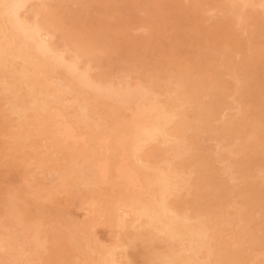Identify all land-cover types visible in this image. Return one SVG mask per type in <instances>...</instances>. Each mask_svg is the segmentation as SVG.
<instances>
[{
    "label": "rangeland",
    "instance_id": "rangeland-1",
    "mask_svg": "<svg viewBox=\"0 0 264 264\" xmlns=\"http://www.w3.org/2000/svg\"><path fill=\"white\" fill-rule=\"evenodd\" d=\"M30 1H32V0H30ZM30 1H28V4H26V9H24V10H22L20 13L22 14H20V19L23 21V20H25V18H27L25 21H23V22H25L26 24L28 23L29 25L31 24V25H36L37 24V26H38V29H39V27H40V29H39V31L41 30V31H43L44 30V32H40L41 33V39L43 40L44 38H46L47 37V35H48V42H50V40H51V42H50V45H49V43L47 42V39H46V41H45V39H44V41L49 45V46H51V44H52V46L50 47V49L55 53H57V54H60V53H62L63 52V55H64V57H65V61L67 62V61H70L71 60V58H75L76 60H77V58L78 57H83L84 59H86V60H84V61H82V57H81V60L78 58V63L81 65H79V67H81V68H79V69H81V71L82 72H84L85 73V75L88 73L89 75H86L85 77L88 79H90L91 80V82L89 81V80H87L88 81V85H83V84H80L79 82H77V80H75V79H73V78H71L70 76H68V75H66V73L65 72H63V70L61 69V68H59V67H57V66H55V68H54V65L52 66V68H54V69H49L50 67H51V65H49L50 67H48V65H46L45 66V71H46V76L48 75V77H49V79H52V80H57V81H59V80H61L60 82H63V83H65V85H67V84H69V80H70V84H69V86L67 85L66 87H69V94H68V100H67V104H66V106H70V107H72L71 109L69 108V107H67V109H63L62 107H60L59 109L61 110V112H62V114L64 115V117H65V119L67 120V121H69V123H70V125L72 126V129L74 130V132H76L77 133V135H78V132H79V129H78V127H77V122H76V117L78 116V109L77 108H79V107H81V105H78V104H82V102H83V104H82V107L81 108H83L84 107V105H85V107L83 108V110L86 108V110H84V112L85 113H87V114H85L87 117H88V119H90L91 121H93L95 124H97L98 125V127H99V129H100V132H102V133H104L105 131V133L104 134H106V137H108V141H109V144H110V146L112 145L113 147H115L114 146V143H113V138L112 137H114V131L113 132H110V131H112L111 130V126H110V121H111V125H113L116 121H118V120H120V126L122 127V129H123V131L124 132H126L127 131V129H128V124H129V120H130V117H131V114H132V111H131V109L130 108H132V107H134L135 105H140V102L142 103V101H143V103H147L146 101H148L149 99L151 100V102H154L155 103V101H156V103H155V105L159 108V109H161V110H164L163 112H162V114H164V115H162V117L159 119V121H158V125L160 126L161 124V126H160V128L162 129V131H164V133H165V135H166V137L168 136V134H169V136L167 137V139H161V136H160V139H159V136H157V135H155L154 136V138L152 139L154 142H152V141H149L146 145H147V147H146V145H144L143 147H141V149L144 151V153H145V155H143L142 154V152H141V154H140V151H142L140 148L137 150V154H138V156H140V158H141V156L143 157V158H141L142 160L141 161H143L144 160V158H145V163H146V160H147V163L145 164L144 162H141V164H143L144 163V165H142L143 167H145L146 168V170H147V173H150V174H152V170H155L156 172H159V171H161V173H163V172H167V171H169L170 172V174H172V175H170L169 174V172H165L168 176L170 175L171 176V179H172V177H174L172 180L171 179H168L169 181L171 180V181H175V182H177L178 180H180L179 178H181V180L183 181V182H181V180L180 181H178L180 184H177L178 186H179V188L177 189L178 191H176L175 193L180 197H178L177 195H175V194H173V198H174V196L175 197H178L177 198V200L174 198H172L171 197V199H170V196L169 197H167V199L169 198L171 201H168L167 199V202H169L168 204H170L171 205V203H172V208H175V207H177V209L174 211V209H171V207H169L170 205H167L169 208H170V210L172 211V213L175 215V216H177V217H179V218H181V216L183 215V212L185 211V215L186 214H191L192 212V215H183L184 217H182L183 219H185V223L188 225V224H190V225H192V224H195L196 226H199L200 224L202 225V226H204V225H206L207 227H208V229L211 231V229L210 228H215V229H217V230H213L212 229V232L211 233H209L208 232V230L206 229L207 227L205 226V227H203V232L206 230V235L204 236L203 234H202V236H204V237H208L209 235H207V234H211V237L210 238H207L206 240H207V243H206V240H201V241H204L207 245H202V243H204V242H202L201 243V245L203 246V248H202V246H199L200 244V241L197 239V238H195L194 240H192V243H193V241H194V243H193V245L194 244H196V245H194V246H197V249H200V248H198V246L199 247H201L202 249H200L199 251H197V252H199V254L197 253V255H198V261L200 262L201 260V263L204 261V263H202V264H247V262H248V264H250V255L248 254V252L246 251V250H256L255 249V247L257 248V247H259L258 249H261V248H263L264 249V166L262 165V164H264V129H262V128H264V105H263V101H264V69H263V67H264V56H262V55H264V14H262V13H264V10H261V8L260 7H262L261 5L264 3V0H260V2H259V0H218V1H216V0H211V2L209 1V0H195L196 1V3L198 2V5H197V7L199 8H195L194 9V4H195V7H196V3L195 2H192L191 0H190V2H189V0H160V1H158V0H90L89 2H91V3H93L94 5H95V3L94 2H96V4H97V7H99V8H97L96 6H91L92 4L90 3L89 4V2H85V0H76V5H75V3H74V5H72L73 3V1L75 2V0H70V1H68L69 2V10L70 11H68V7H67V5H65L66 3L64 2V5H63V1L62 0H57L58 2H56V0H33L32 2L34 3H32V2H30ZM44 1V2H43ZM48 1V2H47ZM51 1H52V5H51ZM53 1H54V4H53ZM62 2V4H60L61 2ZM65 1V0H64ZM66 1V2H67ZM88 1V0H87ZM105 1V2H104ZM135 3H134V2ZM137 1V2H136ZM141 1V2H140ZM170 1V2H169ZM187 1V3H185ZM194 1V0H193ZM202 1V3H200V2ZM208 1V2H207ZM226 1V2H225ZM235 3H234V2ZM248 1V2H247ZM39 2V3H38ZM42 2V3H41ZM46 2V3H45ZM50 2V3H49ZM100 2V3H99ZM115 2V3H114ZM168 3V4H170L171 5V8L169 7L170 5H168V4H164V3ZM228 2H231V4L230 3H228ZM239 4H238V3ZM249 2H251V4H249ZM259 2V3H258ZM261 2H263V3H261ZM45 3V5L44 6H41L42 4H44ZM56 3L57 4H59L60 5V7H59V5L57 6L56 5ZM70 3H72V4H70ZM78 3L80 4V5H78ZM102 3V4H101ZM109 3V4H108ZM126 3H128V4H126ZM152 3H153V7H151L152 6ZM178 3V4H177ZM180 3V4H179ZM194 3V4H193ZM216 3H217V5H216ZM221 3V4H220ZM252 3H254V4H252ZM257 3V4H256ZM68 4V3H67ZM85 4H87V10L89 11V13H86V9H83V7H86V6H84ZM98 4H99V6H98ZM113 5V6H115V7H113V6H111V5ZM148 4H150V7H149V5ZM164 4V5H163ZM188 4V5H187ZM189 4H191V5H189ZM193 4V5H192ZM203 4V5H202ZM228 4V5H227ZM235 4V5H234ZM31 5L33 6V5H35L36 6V8L33 6V7H31ZM50 5V6H49ZM55 5V6H54ZM110 5V6H109ZM136 5V6H135ZM146 5V6H145ZM159 6V8L157 7V6ZM161 5H163V6H165V8L163 7V6H161ZM221 5V6H220ZM230 5H231V7H230ZM233 5V6H232ZM238 5H240V6H238ZM252 5H253V9H252ZM259 5H260V7H259ZM38 6H40V7H38ZM52 6V7H51ZM74 6V7H73ZM91 6V7H90ZM101 6H103V8H105V6H109L108 8L106 7L105 9H103ZM123 6V7H122ZM144 6V7H143ZM155 6H156V8H155ZM160 6H161V8H160ZM192 6H193V9H190V8H192ZM204 6V7H203ZM210 6H211V8H210ZM228 6V7H227ZM235 6H237L238 8H236ZM249 6V7H248ZM254 6H258V8L256 9ZM264 6V5H263ZM45 7H47V9H45ZM56 7V8H55ZM66 7V8H65ZM71 7V8H70ZM102 9H101V8ZM179 7H180V9H179ZM183 7V8H182ZM235 7V8H234ZM244 7H246V8H244ZM250 8L249 9V11L250 12H248L247 10H248V8ZM36 9L37 11H35V10H33V9ZM37 8H39L40 10H42L43 12H45V13H43L42 11H40L39 9H37ZM50 8V9H49ZM65 8V9H64ZM73 8V9H72ZM78 9V10H81V11H78V10H75V9ZM79 8H81V9H79ZM89 8V9H88ZM96 10H98V11H96L95 12V9ZM109 8H111V10H112V12L114 13V14H110V13H112V12H110L111 10H109ZM113 8V9H112ZM118 8V9H117ZM127 10V11H130V14L128 13H126V11L124 10ZM135 8V9H134ZM152 8V9H151ZM163 8V9H162ZM212 8H214V9H212ZM223 8V9H222ZM242 8V9H241ZM27 9H31V10H33V11H31L30 10V12H29V14L30 15H28L27 13V17L25 16V11H27ZM43 9H45V11L43 10ZM53 9H54V13L52 12L53 11ZM57 9H58V12H57ZM61 9V11H59ZM62 9H64L63 10V12H62ZM67 9V10H66ZM94 9V10H93ZM108 9V10H107ZM114 9H116L115 11H114ZM149 9H151V10H149ZM158 9L160 10V11H158ZM161 9H162V11H161ZM168 9L170 10V11H168ZM184 9V10H183ZM190 9V10H189ZM205 9V11H203ZM210 9V10H209ZM212 9V10H211ZM216 9V10H215ZM222 9V10H221ZM245 9V10H244ZM247 9V10H246ZM254 9H256V10H259V11H257V12H260V13H257L256 12V10L254 11ZM262 9H264L263 7H262ZM38 10H39V12H40V14H39V12H38ZM84 10V11H83ZM92 10V11H91ZM102 10H104V13H103V11ZM156 10V11H155ZM175 10V11H174ZM178 10V11H177ZM182 10H183V13H182ZM198 10V11H197ZM208 10V11H207ZM220 10V11H219ZM235 10V11H234ZM242 10H244V11H242ZM253 10V11H252ZM47 11H48V14H47ZM76 12L75 13V15H74V17L72 16V14L74 13V12ZM81 12V13H78V12ZM94 11V12H93ZM105 11H107V13L105 12ZM117 11H119V12H117ZM121 11V12H120ZM125 11V12H124ZM165 11H167L168 12V14H166L167 12H165ZM190 11H192L191 13H190ZM194 11V12H193ZM201 11H202V14H201ZM215 11V12H214ZM226 11V12H225ZM239 11V12H238ZM35 12H37V13H35ZM49 12H51V14H53V15H55V16H53V15H51ZM71 12H73V13H71ZM82 12H84V13H82ZM101 12V13H100ZM123 12V13H122ZM140 12V13H139ZM198 12V13H197ZM204 12V13H203ZM224 12V13H223ZM230 14H229V13ZM231 12H235V14H233V13H231ZM242 12V13H241ZM243 12H246V13H243ZM252 12V13H251ZM253 12H255V13H253ZM35 13V14H34ZM42 13V14H41ZM69 13V14H68ZM90 13H92L91 15H90ZM103 13V14H102ZM125 13V14H124ZM133 13V14H132ZM137 13H138V15H137ZM161 14L160 16H159V18H157L158 16V14ZM169 13H170V16H172L171 18H169ZM184 14V15H182V14ZM189 13H190V15H189ZM192 13H194L195 15H197L198 17L196 18L195 17V15L194 14H192ZM247 13H249L250 15L252 14L253 15V17L252 18H250L249 19V17H251L250 15H248ZM37 14V15H36ZM43 14H45V15H43ZM50 14V15H49ZM65 14L67 15V17H65ZM71 14V15H70ZM81 14H83L84 16L82 17V15ZM100 14H101V16H100ZM109 14L111 15V16H109ZM120 14H122V15H119ZM157 14V15H156ZM172 14V15H171ZM187 14H188V16H187ZM191 14L193 15L192 17H191ZM222 14V15H221ZM226 14V15H225ZM237 14V15H236ZM243 16H242V15ZM246 14V15H245ZM260 14H262V15H260ZM32 15V16H31ZM35 15V16H34ZM40 15V16H39ZM60 17H59V16ZM64 15V16H63ZM69 15H70V17H69ZM80 15V16H79ZM102 15H104V18L106 19V20H104L103 21V17H102ZM112 15H113V17H112ZM115 15V16H114ZM130 15V16H129ZM231 15V16H230ZM233 15H235L236 17H234ZM246 17H245V16ZM247 15H248V17H247ZM255 15V16H254ZM38 16H39V18H38ZM58 16V17H57ZM118 16V17H117ZM124 16H126V17H123ZM129 16V17H128ZM132 16V17H131ZM152 16V17H151ZM155 16V17H154ZM186 16V17H185ZM201 18H200V17ZM210 16V17H209ZM262 16H263V18H262ZM29 17V18H28ZM33 17H37V18H33ZM54 17V19H55V21H54V19H53V21H52V18ZM73 17V18H72ZM95 17H97V18H95ZM99 17H100V19H101V17H102V19L100 20L99 19ZM109 17H110V20H112V21H110L109 20ZM116 17V18H115ZM131 17V18H130ZM149 17V18H148ZM151 17V18H150ZM184 17H185V20H184ZM217 17V18H216ZM219 17H221V18H219ZM226 17V18H225ZM234 17V18H233ZM70 18H72V19H70ZM81 18V19H80ZM95 18V19H94ZM108 18V19H107ZM123 19V21H122V19ZM128 18V19H127ZM130 18V19H129ZM138 18H140L139 20H138ZM166 18V19H165ZM168 18V19H167ZM178 18V19H177ZM233 18V19H232ZM243 18H247V19H249V21H247V20H245V19H243ZM38 19V20H37ZM59 19V20H58ZM60 19H61V21H60ZM64 19V20H63ZM73 19H74V21H77V22H74L73 21ZM92 19H94V20H92ZM118 19H120V20H118ZM145 19V20H144ZM148 19H150L149 21H147ZM173 19H175V21L173 20ZM177 19V20H176ZM187 19V20H186ZM195 19V20H194ZM197 19H199V20H197ZM207 19V22L205 21ZM209 19V20H208ZM211 19V20H210ZM213 19V20H212ZM221 19V20H220ZM258 19H261L260 21L258 20ZM34 20V21H33ZM63 20V21H62ZM96 20V21H95ZM97 20H99V23H98V21ZM109 20V21H108ZM113 20L115 21V20H117V21H115V22H117V24L115 23V22H113ZM139 22H138V21ZM219 20V21H218ZM241 20H243V21H241ZM253 20V21H252ZM31 22V23H29V22ZM37 21V22H36ZM42 21V22H41ZM66 21V22H65ZM82 21V22H81ZM92 21H93V23H95V25H93V23H92ZM177 21V22H176ZM191 21V22H190ZM193 21V22H192ZM196 21V22H195ZM209 21V22H208ZM222 21H226V22H223L222 23ZM240 21V22H239ZM245 21V22H244ZM255 21V22H254ZM41 22V23H40ZM52 22L54 23V24H52ZM56 22V23H55ZM64 23V26H63V23ZM69 22V23H68ZM72 22H74L75 24H76V27H77V25H78V27L77 28H81L80 30L78 29V31L79 32H81V33H79V32H77V28L72 24ZM91 22V23H90ZM102 22V23H101ZM130 22V23H129ZM133 22V23H132ZM148 22V23H147ZM168 22H171V24L169 23V24H167ZM178 22H180V23H182L181 24V27H180V24L178 23ZM187 22H189V23H187ZM201 22V23H200ZM229 22V23H228ZM234 22H235V24H236V26H237V28H236V26H235V24H234ZM246 22H248V24L246 23ZM35 23V24H34ZM58 23H60V24H58ZM78 23H82V24H78ZM84 23V24H83ZM86 23V24H85ZM87 23H89V25H87ZM106 23V24H105ZM140 23H142V26H141V28L139 27L140 26ZM174 23V24H173ZM190 23H192V24H190ZM198 25H197V24ZM205 23V24H204ZM225 23V24H224ZM227 23V24H226ZM243 23V24H242ZM245 23V24H244ZM255 23V24H254ZM27 24V25H28ZM57 26H56V25ZM69 24V25H68ZM70 24L72 25V26H70ZM103 24V25H102ZM111 24V25H110ZM147 24V25H146ZM149 24V25H148ZM179 24V25H178ZM203 24V25H202ZM224 24V25H223ZM234 24V25H233ZM243 26H242V25ZM249 24H252V25H249ZM53 25V26H52ZM54 25L57 27H54ZM66 25H68V26H70V27H67ZM83 25V26H82ZM85 25H87V27H90L89 29L85 26ZM109 25H110V27H109ZM117 26V28H116V26ZM134 25V26H133ZM174 25H176V26H174ZM197 25V26H196ZM225 25H227V27L225 26ZM233 25V26H232ZM246 27H245V26ZM249 25V26H248ZM41 26H43V27H41ZM52 26V27H51ZM80 26V27H79ZM85 26V27H84ZM100 26V27H99ZM124 26V27H123ZM216 26V27H215ZM230 26V27H229ZM240 26H241V28H240ZM48 27V28H47ZM62 27V28H61ZM63 27H64V29H63ZM71 27H73V28H71ZM82 27L84 28V29H82ZM94 27V28H93ZM109 28L108 30H110V31H108V30H106V28ZM114 27V28H113ZM131 27V28H130ZM135 27H136V29H135ZM137 27L139 28V29H137ZM168 27H170V28H168ZM172 27V28H171ZM208 27V29H204V28H207ZM245 27V28H244ZM250 27H251V30H250ZM257 27V28H256ZM56 28V29H55ZM61 28V29H60ZM69 28L70 29V31H69V29L67 30V29ZM100 28H102V30H100ZM112 28L113 29H115L116 28V30H112ZM124 28V29H123ZM156 28V29H155ZM164 28V29H163ZM177 28V29H176ZM216 28V29H215ZM230 28V29H229ZM247 28V29H246ZM248 28H249V30H250V32L252 31V35L249 33V30H248ZM253 28V29H252ZM57 29H58V31L60 32H58L57 31ZM64 30V32H65V34H66V37H64V38H62L63 36H65V34L63 33V30ZM71 29H72V33H71ZM93 29V30H92ZM119 29H121V30H119ZM143 29H145V30H143ZM167 29V30H166ZM176 29V30H175ZM183 29V30H182ZM212 29V30H211ZM215 29V30H214ZM219 29H221V30H219ZM62 30V31H61ZM75 30V31H74ZM81 30H83V32L81 31ZM96 30H97V32H96ZM100 30V31H99ZM127 30V31H126ZM136 30V31H135ZM168 30H170V31H172L173 30V32H169ZM179 30H180V32H179ZM211 30V31H210ZM228 30V31H227ZM236 30V31H235ZM242 30V31H241ZM246 32H245V31ZM55 31L57 32V33H55ZM69 31V32H68ZM87 31V32H86ZM89 31V32H88ZM92 31V32H91ZM114 33H113V32ZM119 31V32H118ZM130 31V32H129ZM133 31V32H132ZM187 31L189 32V33H187ZM206 31V32H205ZM211 33H213L212 35L210 34V32ZM232 31H234L235 32V34H234V32H232ZM258 31V32H257ZM46 32V33H45ZM53 32V33H52ZM107 34H105V33ZM108 32H110V34L112 35V36H114L113 38L110 36V34H108ZM118 32V33H117ZM126 32V33H125ZM132 32V33H131ZM138 32V33H137ZM175 32H176V34H175ZM221 32V33H220ZM231 32V33H230ZM236 32H237V35H236ZM245 32V33H244ZM51 33H52V35H51ZM58 33H59V36H60V38H58L57 40H60V41H57L56 42V39H55V41L53 40L54 39V37L55 38H57V35H58ZM67 33H71L70 34V36L71 35H73V37L71 36V38L69 37V35L67 34ZM75 33V34H74ZM85 34V35H83V34ZM146 33H148V34H146ZM167 33V34H166ZM169 33V34H168ZM172 33V34H171ZM214 33L216 34L215 36H216V38H215V36H214ZM222 33H224V34H222ZM232 33H233V36H232ZM240 35H239V34ZM57 34V35H56ZM63 34V35H62ZM81 34V35H80ZM95 35V36H93V35ZM114 34V35H113ZM136 34V35H135ZM142 34V35H141ZM225 34H227V36L225 35ZM243 34H246V35H248L249 36V38H248V36H246V35H244L245 37H241ZM75 35H76V37H75ZM82 35H83V37H82ZM134 35V36H133ZM154 35V36H153ZM164 35V37H162ZM165 35H167V38H166V36ZM169 35V36H168ZM174 35V36H173ZM179 35V36H178ZM208 36V37H205V36ZM210 35V36H209ZM238 35L240 36L239 38H240V40H245L246 41V39L248 40L247 42H245V41H239V38H238ZM46 36V37H45ZM49 36H50V38H49ZM52 36H54L53 37V39H51L52 38ZM58 36V37H59ZM70 38V39H68V37ZM79 36H81L80 38H78ZM84 36H85V39L88 41H82V39H84ZM145 36V37H144ZM151 38H150V37ZM160 36L163 38V39H159L160 38ZM170 36H172V37H170ZM188 36V37H187ZM190 36V37H189ZM218 36V37H217ZM149 37V38H148ZM155 37V38H154ZM66 38H67V40L68 41H66ZM75 38H78V39H76L77 41H79L80 40V42H79V44H77L78 42L77 41H75ZM93 38V39H92ZM96 40H98V41H96ZM112 38V39H111ZM119 40H118V39ZM154 38V39H153ZM164 38H166V40H167V44H166V40L164 39ZM170 38L172 39V40H170ZM208 38V39H207ZM236 38V39H235ZM242 38V39H241ZM243 38H246V39H243ZM50 39V40H49ZM74 39V40H73ZM89 39V40H88ZM145 39V40H144ZM262 39V40H261ZM53 40V41H52ZM65 40V41H64ZM95 40V41H94ZM112 40V41H111ZM150 40H152V44H151V41ZM163 40H165V41H163ZM169 40V41H168ZM234 40H236L235 42H234ZM261 40V41H260ZM72 41V42H71ZM75 41V42H74ZM90 41H92V42H90ZM94 41V42H93ZM105 41H106V43H105ZM110 41V42H109ZM158 41V42H157ZM59 42V43H58ZM61 42V43H60ZM69 42H71V44L69 43ZM82 42H84V43H93V44H90L89 46H87V45H85L84 43V46H85V48H83V45H80ZM98 42H100V43H98ZM156 42V43H155ZM160 42H161V44H160ZM169 42H171V43H169ZM174 42V43H173ZM201 42V43H200ZM236 42H238V43H236ZM250 44H252V45H250ZM98 43V44H97ZM114 43V44H113ZM169 43V44H168ZM243 43V44H242ZM248 45H247V44ZM257 43V45H255ZM57 44H59V46H61L60 48H58V50H57V48H55V47H59ZM61 44V45H60ZM68 44H70V45H73V47L72 46H69L68 47ZM94 44H96V45H94ZM100 44V45H99ZM158 44V45H157ZM175 44H177L176 46H175ZM181 44H183V47H182V45ZM204 44V45H203ZM212 44H213V46H212ZM239 44V45H238ZM55 45H57V46H55ZM62 45H63V47H62ZM75 45H77V46H75ZM79 45H80V47H79ZM103 45V46H102ZM109 45V46H108ZM172 48H170L169 49V46ZM232 45H234L235 47H233ZM246 45H247V47L251 50V51H249V49L247 48L246 49ZM253 45H254V47H253ZM81 46H82V48H81ZM99 46V47H98ZM106 46H108V47H106ZM147 46V47H146ZM158 46V47H157ZM166 46V47H165ZM185 46H186V48H185ZM199 46V47H198ZM231 46V47H230ZM65 47H68L70 50H71V47H72V50H73V54H72V52H70V50L68 49V48H66L65 49ZM79 47V48H78ZM88 47H89V49H88ZM91 47H94V48H97L96 50L94 49V48H91ZM105 49H104V48ZM161 47H163V48H161ZM197 49H196V48ZM205 47V49L203 50V48ZM218 47V48H217ZM234 49H233V48ZM242 47L244 48V50L242 49ZM63 48V49H62ZM93 50H95L94 52L95 53H93V51L91 50V49ZM148 48H150L149 50H148ZM174 48V49H173ZM198 48H200V49H198ZM217 48V49H216ZM224 48V49H223ZM67 49H68V53H67ZM77 50L78 52H76L75 50ZM88 49V50H87ZM102 49H104V50H102ZM107 49H108V51H107ZM185 49V50H184ZM187 49V50H186ZM239 49V50H238ZM60 50V51H59ZM61 50H63V51H61ZM65 50V51H64ZM101 50H102V53H101ZM153 50H155V51H157V52H155V51H153ZM172 50V51H171ZM200 50H202V51H199ZM206 50V51H205ZM224 50V51H223ZM226 50V51H225ZM235 50V51H234ZM238 52H237V51ZM245 50H246V53H245ZM252 50H253V52H252ZM256 50H258V52L256 51ZM84 51V52H83ZM103 51L105 52V53H103ZM107 51V52H106ZM162 51V52H161ZM193 51V52H192ZM199 53H201V54H199ZM207 51H209V53L207 52ZM230 51V53H228ZM249 51V52H248ZM256 51V52H255ZM60 52V53H59ZM74 52L75 53H79L78 55H76V54H74ZM86 52V54H83V53H85ZM172 52H173V54H172ZM177 52V53H176ZM188 52V53H187ZM227 52V53H226ZM235 52V53H234ZM248 52V53H247ZM55 53V54H56ZM64 53H66V54H64ZM70 53V54H69ZM81 53V54H80ZM90 54V57H89V54ZM102 55V54H104V55H102V56H100V54ZM115 53H117V54H115ZM160 53H162V54H160ZM182 53V54H181ZM202 53H207L206 55L205 54H203V56H204V58H201L200 57V59H199V56H202ZM218 53V54H217ZM221 53L222 54H224V53H226L225 55H223V56H220L221 55ZM241 55H240V54ZM244 53L246 54V55H244ZM250 53V54H249ZM255 53V54H254ZM257 53V54H256ZM263 53V54H262ZM71 54H72V57H71ZM105 54H107L106 55V58L104 57L105 56ZM180 54V55H179ZM199 54V55H198ZM262 54V55H261ZM65 55H67V56H65ZM84 55H85V57H84ZM87 55V56H86ZM95 55V56H94ZM97 55V56H96ZM160 55H161V57H162V60H161V57H160ZM179 55V56H178ZM185 55H186V57H185ZM196 55V56H195ZM231 55V56H230ZM234 55V56H233ZM237 55H239V56H237ZM254 55V56H253ZM75 56V57H74ZM78 56V57H77ZM138 56V57H137ZM146 56V57H145ZM192 56H194L193 58H191ZM212 56V57H211ZM217 56V57H216ZM227 56H229V57H227ZM233 56V57H232ZM241 56H242V58H241ZM71 57V58H70ZM77 57V58H76ZM97 58L96 60H95V58ZM110 57V58H109ZM129 57V58H128ZM188 57V58H187ZM196 57H198V58H196ZM205 57H206V62H205ZM210 59H212V58H214L215 59V57H216V59H217V61H221L220 63L219 62H217L216 61V59H215V61H214V59H212V62L211 63H213V64H211L210 63V61L211 60H208L209 58ZM231 57V58H230ZM243 59V57H244V59H243V61L240 59ZM248 58V59H246V58ZM261 57H262V60H261ZM90 58H92V61H93V58H94V62H92V63H90L89 64V62L91 61V59ZM101 58V59H100ZM192 60H191V59ZM220 58V59H219ZM221 58H224V59H222L221 60ZM234 58V59H233ZM87 59H89V60H87ZM99 59V60H98ZM102 59H104L105 60V63H103V64H105V65H103L102 64V62H104V60H102ZM149 59H151V60H149ZM197 59H199V60H197ZM203 61H202V60ZM238 59L240 60L239 62H238ZM246 59V60H245ZM107 60H111V61H108V63L106 62ZM153 60H154V62H153ZM190 60V61H189ZM197 60V61H196ZM233 60V61H232ZM244 60L247 62V64L245 63H242V62H244ZM248 60V61H247ZM258 60H260V61H258ZM80 61H81V63H80ZM88 61V62H87ZM100 61V62H99ZM102 61V62H101ZM122 61H123V63H122ZM162 61V62H161ZM182 61H183V63H182ZM191 61H192V64H191ZM196 63H195V62ZM204 62V63H202V62ZM214 61V62H213ZM228 63H227V62ZM230 61H231V63H230ZM242 61V62H241ZM97 62L98 63H100V65L98 66L97 65ZM152 62V63H151ZM197 62H198V64H197ZM251 62V63H250ZM263 62V63H262ZM118 63H119V65H118ZM154 63L156 64L155 65V67H154ZM159 63L161 64V65H159ZM201 63H202V65H201ZM206 63H208L209 64V66H208V64H206ZM216 63V64H215ZM218 63H219V65H218ZM263 64V65H261V64ZM85 64H86V66H85ZM102 64V65H101ZM108 64V65H107ZM131 64H133V65H131ZM183 64V65H182ZM204 64V65H203ZM234 64V65H233ZM239 64V65H238ZM259 65V66H257V65ZM110 65V66H109ZM118 66V67H116V66ZM188 65H191V67H189ZM206 65H207V67H206ZM224 67H223V66ZM237 65H238V67H237ZM254 65H255V67H254ZM84 66V67H83ZM96 66H97V68H96ZM101 66V67H100ZM104 66H106L108 69H109V71L110 72H108V71H106L105 70V68L106 67H104ZM112 66V67H111ZM158 66H162L163 68H160V67H158ZM164 66H165V68H164ZM193 66V67H192ZM213 66V67H212ZM214 66H216V67H214ZM221 66V67H220ZM241 66V67H240ZM246 66V67H245ZM252 66V67H251ZM90 69H89V68ZM151 67L153 68L152 70H151ZM197 67V68H196ZM206 67V68H205ZM212 67V68H211ZM226 67V68H225ZM232 67H233V71L235 72V74H234V72L233 73H231L232 72ZM243 67H245L244 69H243ZM258 67V69H256ZM260 67V68H259ZM96 69V70H94V69ZM115 68H117V71L115 72V70L114 69ZM118 68H119V70H118ZM132 68V69H131ZM150 68V69H149ZM154 68H156V69H154ZM195 68V69H194ZM203 68V69H202ZM207 68H208V70L210 71H208L207 70ZM211 68V69H210ZM214 68H215V70H214ZM221 68V69H220ZM225 68V70H223ZM234 68H237V69H234ZM242 68V69H241ZM46 69H48V71L46 70ZM85 69V70H84ZM88 69V70H87ZM102 69H104L103 70V72H105L104 73V76H102L103 75V73L101 74L100 72H101V70ZM148 69V70H147ZM162 69V70H161ZM194 69V70H193ZM260 69L261 70H263V71H260ZM52 70L54 71V73L52 74ZM90 70V71H89ZM92 70V71H91ZM95 72H94V71ZM100 70V71H99ZM111 70H113V71H111ZM158 70H161V71H158ZM193 70V71H192ZM211 70H214L213 71V73L211 72ZM216 70H218L217 72H216ZM236 70V71H235ZM256 71V73L254 74V72ZM88 71V72H87ZM96 71H98V72H96ZM119 71V72H118ZM122 73H124V74H122ZM207 71H208V73H207ZM224 71H226V75H225V73H224ZM231 71V72H230ZM57 72V73H56ZM61 72H63V73H61ZM90 72V73H89ZM159 72V73H158ZM191 72V73H190ZM202 72H205V73H202ZM219 72H221L222 73V77L220 76L221 75V73H219ZM229 72L231 73V74H233V75H231V74H229ZM64 73H65V75H64ZM107 73H111L110 75H108L109 77L107 78ZM112 73H116V74H113L112 75ZM127 75H126V74ZM199 73V74H198ZM219 73V74H218ZM258 73V74H257ZM93 76H92V75ZM120 74V75H119ZM123 75V77H122V75ZM132 76V77H134V75H135V78H136V80H135V78H133V80L134 81H132V77L130 78V75ZM133 74V75H132ZM148 74V75H147ZM195 74V75H194ZM201 74H203V76L201 75ZM206 74V75H205ZM211 74V75H210ZM218 74V75H217ZM254 74V75H253ZM257 74V75H256ZM261 74V75H260ZM60 75H62V77H60ZM112 75V76H111ZM124 75H126L125 76V78L126 79H124ZM141 75V76H140ZM145 75V76H144ZM156 75V76H155ZM193 75V76H192ZM201 75V76H200ZM209 75V76H208ZM65 77V79H68V81H66L65 79H64V77ZM102 76V77H101ZM114 76V77H113ZM115 76H118V78L116 77L115 78ZM161 76V77H160ZM190 76H191V78H190ZM207 76V77H206ZM232 76V77H231ZM252 76H254V77H252ZM57 77V78H56ZM59 77V78H58ZM71 78V79H69V78ZM97 77V78H96ZM115 78V79H113V78ZM208 77H210L212 80H210V78H208ZM221 78V79H218L217 81H216V79L217 78ZM234 77L236 78V77H238V78H236V81L238 82V84H236L235 82H234ZM262 77H263V79H262ZM56 78V79H55ZM94 78V79H93ZM109 78L111 79L112 78V81H110L109 80ZM123 78V79H122ZM145 78V79H144ZM192 78H193V80H192ZM59 79V80H58ZM95 79H98L100 82H98L97 80H95ZM108 79V80H107ZM117 79H118V81H117ZM120 79H122V80H120ZM128 79V80H127ZM176 79V80H175ZM178 79H180V80H178ZM191 79V80H190ZM201 79V80H200ZM256 79V80H255ZM94 80V81H93ZM125 80H127V81H125ZM130 80V81H129ZM151 80V81H150ZM167 80H170V82H168ZM177 80H178V82H177ZM200 80V81H199ZM203 80V81H202ZM220 80H221V84H220ZM222 80H224V81H222ZM254 80V81H253ZM66 81V82H65ZM73 81V82H72ZM108 81L109 82H112V83H108ZM115 81H117V83L115 82ZM154 81V82H153ZM162 81V83H160ZM167 81V83H166V86H165V82ZM177 83H176V82ZM193 81V82H192ZM198 81V82H197ZM215 81V82H214ZM227 81V82H226ZM240 81V82H239ZM258 83H257V82ZM90 82V83H89ZM95 82V83H94ZM97 82H98V84H97ZM102 82H104V83H106L104 86H102L104 83H102ZM114 82H115V86L113 87V86H111V84H114ZM121 82V85L119 84L118 85V83H120ZM128 84H127V83ZM131 82V83H130ZM132 82H134V83H132ZM163 82H164V84H163ZM213 82V83H212ZM222 82H223V84H222ZM227 84H226V83ZM62 83V84H63ZM67 83V84H66ZM126 83V84H125ZM141 83H142V86H141ZM193 83V84H192ZM194 83L196 84L195 86H193L194 85ZM216 83V84H215ZM231 85V87H232V90H231V87H229L230 85ZM261 83V84H260ZM76 84V85H75ZM89 84H91V85H89ZM92 84H95V85H97V87L95 88V86L93 87L92 86ZM110 84V85H109ZM131 86H130V85ZM136 86H135V85ZM148 84V85H147ZM154 84V85H153ZM160 84V85H159ZM179 84V85H178ZM200 84H201V86H200ZM202 84H203V87H202ZM215 84V85H214ZM261 85L260 87H261V89H260V87H258L259 85ZM263 84V85H262ZM64 85V84H63ZM64 85V86H65ZM73 85V86H72ZM82 85V86H81ZM109 85V87H106V86H108ZM120 87V86H122V85H126L125 87L126 88H128L129 90L128 91H130L132 94L134 93L135 94V92H139V90H140V92L139 93H141V94H137L138 95V98L139 97H141L140 99H139V101L137 100L138 98L136 97V95L135 96H133L132 97V99L133 98H136V100L135 99H133L132 101L130 100V102L128 103H119L118 104V102H113V101H111L110 99H109V97L107 98V96H106V94H103V98H102V95H97V94H95V92H96V90H98L99 88H100V90L103 88V90H109L110 89V87H112V89L114 88V89H116L118 86ZM129 85V86H128ZM139 85L141 86V87H146V89L149 87V89H147V90H145V88H144V90H143V88H139ZM172 85V86H171ZM176 85V86H175ZM178 85V86H177ZM198 85V86H197ZM228 85V86H227ZM235 85V86H234ZM237 85V86H236ZM239 85V86H238ZM255 85V86H254ZM256 85H257V87H256ZM75 86L77 87V89L75 88ZM99 86H101V87H99ZM128 86V87H127ZM157 86V87H156ZM168 86H169V88H170V86L173 88V90L174 91H176V92H173V90H172V88H171V90L172 91H170L169 90V88H168ZM177 87V89L179 88V90L182 92V96L180 95H178L177 96V93L178 94H180L181 92L180 91H178L177 89H175V87ZM200 86V87H199ZM215 86V87H214ZM224 86V87H223ZM253 86L255 87V88H253ZM85 87H87V88H85ZM91 89H90V88ZM92 87H93V90H92ZM99 87V88H98ZM136 87H138L137 89H136ZM154 87V88H153ZM156 87V88H155ZM189 87V88H188ZM194 87H196L195 89H194ZM198 87V88H197ZM209 87V88H208ZM217 87H218V89H217ZM223 87V88H222ZM225 87L227 88V90L225 89ZM229 87V88H228ZM77 91H79V92H76L74 89ZM106 88H109V89H106ZM162 88V89H161ZM165 88V89H164ZM168 88V89H167ZM204 88V89H203ZM209 90H208V89ZM214 88V89H213ZM240 88V89H239ZM243 88V89H242ZM258 88V89H257ZM80 89V90H79ZM82 89V90H81ZM94 89H96V90H94ZM135 89V90H134ZM151 89H152V91H151ZM163 89L165 90V91H163ZM194 89V91H192ZM198 89V90H197ZM201 89L203 90V91H201ZM211 89V90H210ZM224 91H223V90ZM91 90V91H90ZM143 90V91H142ZM154 90V91H153ZM208 90V91H207ZM231 92H230V91ZM238 90H240V91H238ZM250 90V91H249ZM75 91V92H74ZM91 93H90V92ZM94 93H93V92ZM178 91V92H177ZM200 91L201 93H200V95H197V94H199L198 92ZM207 91V92H206ZM228 91V92H227ZM234 91L235 92H237L236 93V96H235V93H234ZM148 92V93H147ZM153 92H154V94H153ZM166 92V93H165ZM168 92V93H167ZM170 92V93H169ZM172 92V93H171ZM192 92V93H191ZM211 92V93H210ZM225 92V93H224ZM230 92V93H229ZM83 93V94H82ZM87 93H89V94H87ZM150 93V94H149ZM163 93L164 94H166L165 96L163 95ZM186 93V94H185ZM215 93V94H214ZM239 93V94H238ZM256 93H258V94H260V95H258L257 94V97L259 98H257L256 97ZM83 95L82 97H80V95ZM147 95V96H144V98H143V95ZM170 94H172L173 96H174V98L172 99V95H171V97H169V95ZM193 94H194V96H200L199 98L197 97H194L193 96ZM206 94V95H205ZM217 94V95H216ZM222 94V95H221ZM228 94H229V96H228ZM242 94V95H241ZM86 95H87V98H86ZM88 95H90V96H88ZM94 95V96H93ZM97 95V97H99V98H95V96ZM140 95V96H139ZM157 97H155V96ZM159 95V96H158ZM176 95V96H175ZM212 95V96H211ZM246 95V96H245ZM100 96H101V98H100ZM152 96V97H151ZM168 96V97H167ZM202 96H204V99L203 98H201ZM208 96V97H207ZM228 96V97H227ZM231 96V97H230ZM237 96H238V98H240V99H236L237 98ZM240 96V97H239ZM92 97H93V99H92ZM147 97V98H146ZM154 98L153 99V101H152V99L151 98ZM163 97H164V99H163ZM165 97H167V98H165ZM175 97H176V99H175ZM187 97V98H186ZM210 97V98H209ZM214 97H216V98H218L217 100L216 99H214ZM220 97H222L221 99H220ZM233 97V98H232ZM86 98V99H85ZM156 98V99H155ZM177 98H179V99H177ZM188 98H189V100H188ZM205 98H208V100L207 99H205ZM256 98H257V100H256ZM262 98V99H261ZM0 99H2L1 98V95H0ZM161 100L160 101V103H159V100ZM175 99V101L177 102L178 100L179 101H181V102H183V103H181L180 104V106L181 105H186V107L185 108H183V111H182V109H181V107L179 108L178 106H177V108L174 110V108L176 107V105H179V101L176 103L175 101H173ZM210 99V100H209ZM231 99H233V100H231ZM235 99V100H234ZM241 99H242V101H241ZM256 101H255V100ZM75 100V101H74ZM81 100H82V102H81ZM146 100V101H145ZM150 100L148 101V102H150ZM168 100V101H167ZM171 101V103H174V104H176V105H172L171 103H169L170 101ZM185 100H188V101H190V102H188V101H186V103H185ZM193 100V101H192ZM195 100H196V102H198V103H196L195 102ZM237 100H238V103H240V105L238 104V103H236V104H238L237 105V107H236V105H235V101L237 102ZM75 103H74V102ZM88 101V102H87ZM90 101V102H89ZM212 101V102H211ZM215 103H217V102H219V103H217V104H215ZM217 101V102H216ZM244 101H246V104H245V102ZM249 101V102H248ZM254 101H255V105H254ZM1 102V104H0V110H1V112H3V110H2V102L3 101H0ZM165 102V103H164ZM209 102V103H208ZM221 102V103H220ZM244 102V103H243ZM68 103H69V105H68ZM93 103V104H92ZM132 103V104H131ZM133 103H134V105H133ZM137 103V104H136ZM142 103V104H143ZM241 103H243V104H241ZM75 104H77V108L75 107L76 105ZM165 104V106L168 108V110H165V109H167L166 107H164L163 105ZM170 104V105H169ZM189 104H190V106H189ZM214 104V109H216V110H213V111H215V113H216V115H215V113L212 111L211 112V109L213 108V107H211L212 105ZM220 104V106H218ZM226 104V105H225ZM245 104V105H244ZM92 105V106H91ZM98 105V106H97ZM203 105V106H202ZM242 105L243 106H245V107H243V108H241L242 107ZM262 105V106H261ZM79 106V107H78ZM103 108H102V107ZM160 106V107H159ZM163 107V109H162V107ZM174 106V107H173ZM182 106V107H183ZM189 106V107H188ZM199 106V107H198ZM200 106L203 108H200ZM207 106V107H206ZM218 108H217V107ZM89 107H91V108H89ZM169 107H170V109H171V111H170V109H169ZM193 107H195V108H198L197 110H195V108H193ZM225 107V108H224ZM238 107H239V109H238ZM256 108V110H254L255 108ZM208 108H211V109H209V110H207ZM222 108V109H221ZM224 108V109H223ZM232 109V112H231V109ZM93 109H94V112H91V111H88V110H92L93 111ZM130 109V110H129ZM177 109H179V111L177 110ZM192 109H194V110H192L193 111V113H192V111L191 110ZM205 109V110H204ZM96 110V111H95ZM101 110V111H100ZM174 110V111H173ZM185 110V111H184ZM187 110V111H186ZM191 111V113H190V111ZM207 110V111H206ZM229 110V112H227ZM234 110V111H233ZM237 110L239 111V112H237ZM261 112H260V111ZM180 111H182L181 113V116L182 117H180ZM206 111V112H205ZM209 111V112H208ZM225 111L227 112L226 114H232V116L231 115H229V117H227L228 115H225V114H222V113H225ZM1 112H0V120H2L1 122H0V124L1 123H3L2 125H0L1 127H0V149L2 148V150H0V185H6V187H4L3 186V189H2V186L0 187V209H3V213L4 214H2V210H0V221H3V219L5 218V221L7 220V219H10L11 218V215H12V213H13V215H15L16 213H18L16 216H17V218L18 219H20L21 221H31V222H29V224L30 223H32V224H30V225H28V223L26 222H23L24 223V226H27V228H36V230H37V237H39V238H42V239H39V242H41L42 244H45V245H43L44 247H46V248H44L45 249V251H44V249L42 250V252H41V254L39 255L40 257H39V264H81L83 261V256H82V254L79 252V251H81L82 252V250L84 249V247L85 246H87V247H89V249H90V251L92 252V254L93 255H95V253H96V255H98V253L100 252V251H102L103 249H107V250H105L106 251V253L104 254V255H106L107 257H110L111 258V260H113V262H114V264L116 263V264H129V262H130V264H161L157 259H155V257H166V259H168L169 258V260H172L173 262L171 263V264H180L179 262H178V259H177V256L178 255H180L179 253H180V251H181V249L182 248H179L178 246L180 245V246H184L185 244L187 245V244H189L188 243V241H186L187 239H184V241H182L183 243H179L178 244V240L177 239H170V240H172V242L170 241V240H167L166 239V237L164 236V234L163 233H160V234H162V235H160V234H158V235H160V236H157L156 234L158 233L157 231H156V233H155V226L153 225H151V224H146L145 222H141L140 224H141V226H140V224H138L137 223V225L135 224V222H132V218H130V216H128V215H126V216H124L123 217V219H122V228H124V229H122L121 230V227L120 228H118V227H109V226H107V225H105V224H103L102 225V223L98 220V218H97V216H95V215H92V217L93 216H95V217H93V219H91V222H90V218L91 217H88V216H90L91 214H93L95 211H93L92 210V208L88 205V204H86V203H84L85 202V200H86V202L87 201H91V200H93L94 199V197H98V191L96 190V191H94V192H90L91 194L92 193H94V194H90L88 191H85V192H82V193H77L78 191L76 190V189H73V188H70L69 187V189H68V186H63L64 187V189L62 188V186L61 185H57L58 187H56V189H54L55 187H53V189H51L49 186H51V185H53V186H55L53 183H51L50 184V178L49 177H47V175L46 174H42L41 176H40V174H38V173H34V174H25L24 173V171H23V169H22V167L19 165V163L17 162L16 163V161H12L11 159H12V157L9 155V153L7 152V150H6V147L4 148V144H5V140L4 139H6V135L7 134H9L10 133V125H11V120H10V118H8L6 115H5V113L3 112V114H4V118H3V114H1ZM68 112V113H67ZM89 112V113H88ZM91 112V113H90ZM99 114H98V113ZM104 112V113H103ZM171 112V115L169 114ZM174 112H176V113H179V114H173ZM186 114H185V113ZM197 112V113H196ZM198 112H199V114H198ZM210 112H211V114L213 113V116L210 114ZM218 112V113H217ZM222 112V113H221ZM261 114H260V113ZM77 113V114H76ZM105 113H107V114H105ZM184 113V114H183ZM234 113V114H233ZM235 113H237V114H235ZM263 113V114H262ZM91 114L93 115V117L91 116ZM94 114H96V117H95V115ZM101 114H102V116H101ZM103 114H105V115H103ZM165 114H168V115H165ZM191 114H193L194 115V117H193V115H191ZM203 114V115H202ZM211 115V117L213 118V119H211V117H210V119H209V115ZM217 114L218 115H220L221 117H218L217 116ZM239 114H241V116H239ZM245 114V115H244ZM67 115V116H66ZM77 115V116H76ZM118 115V116H117ZM119 115H121V116H119ZM125 115V116H124ZM172 115H173V117H172ZM188 115H190V117L192 116V118H190ZM196 115V116H195ZM199 116V118L200 119H198V116ZM208 115V116H207ZM215 115V116H214ZM222 115H224V116H222ZM238 115V116H237ZM260 115H262V116H260ZM100 116H101V118H100ZM124 116V117H123ZM169 116V117H168ZM175 116V117H174ZM180 117V118H182V119H180L179 120V118L177 119V117ZM186 116V117H185ZM234 116H237V117H234ZM7 119H6V118ZM72 117V118H71ZM75 117V118H74ZM105 117V118H104ZM188 117V118H187ZM196 117V118H195ZM223 117V118H222ZM233 119H232V118ZM240 117H242L241 119H240ZM261 117V118H260ZM263 117V118H262ZM74 118V119H73ZM98 118H99V120L101 119V121L102 122H100L99 120H98ZM185 118V119H184ZM187 118V119H186ZM196 119L197 121H194V119ZM236 118H237V121H236ZM244 118V119H243ZM162 119V120H161ZM177 119V120H176ZM189 119H192L193 120V122L191 123V121L192 120H189ZM206 119V120H205ZM219 119V120H218ZM226 119H228L229 120V122L228 123H226L228 120H226ZM234 120V121H232V120ZM247 119V120H246ZM259 121H258V120ZM5 120H7V121H5ZM10 120V121H9ZM166 120H168L167 122H165ZM169 120H171V121H169ZM175 120V121H174ZM182 120V121H181ZM204 120V121H203ZM222 120V122H218V121H221ZM226 120V121H225ZM240 120H241V122H240ZM245 120V121H244ZM252 120H254V121H252ZM160 121H161V123H160ZM172 121H174V123H172ZM179 121V122H178ZM189 121V122H188ZM213 121H214V123H215V121H216V124H214L213 123ZM7 122H9V123H7ZM114 122V123H113ZM169 122V123H168ZM183 122V123H182ZM187 122L188 123H190V124H188V126H187ZM194 122H196L195 124H194ZM201 122H202V124L203 125H201ZM212 122V123H211ZM226 124H228V125H226ZM232 122H234V124H233V126L234 127H232ZM241 124H240V123ZM252 122V123H251ZM253 122H255V123H253ZM104 123V124H103ZM164 123V124H163ZM171 123V124H170ZM180 123H181V126H180ZM210 123V124H209ZM235 123H237V124H239V125H237L236 126V124ZM243 123V124H242ZM245 123V124H244ZM247 123V124H246ZM5 124H6V126H5ZM7 124H9V126L7 125ZM107 125V124H109L108 125V127L107 126H104V125ZM168 124V125H167ZM173 124V125H172ZM186 124V125H185ZM198 124H200V125H198ZM205 124V125H204ZM219 124V125H218ZM259 124V125H258ZM196 125V126H195ZM214 125V126H213ZM223 125H226V126H223ZM243 125H245V127L243 126ZM247 125V126H246ZM250 126V128H249V126ZM258 125V126H257ZM3 126V127H2ZM163 126H165V127H163ZM166 126L167 127H169V128H166ZM262 126V127H261ZM5 127H7V128H5ZM189 129H191V130H187L188 128ZM194 129H193V128ZM197 127V128H196ZM205 127V128H204ZM235 127H239V129L237 128V134H236V136H235V133H236V128ZM248 127V128H247ZM261 127V128H260ZM1 128H3V129H1ZM108 128H109V130H108ZM232 128V129H231ZM235 129V131H234V129ZM7 130V132H6V130ZM181 129V130H180ZM248 129V130H247ZM256 129V130H255ZM262 129V130H261ZM3 130H4V132H6L5 133V135H4V132H3ZM89 130V131H88ZM167 130V131H166ZM194 130V132H192ZM196 130V131H195ZM245 130V131H244ZM250 131V132H247V131ZM252 130H254V131H252ZM186 131H188L187 132V134H188V136H186L187 134L185 133ZM191 131V132H190ZM213 131V132H212ZM231 131L233 132V133H231ZM240 131H241V134H240ZM207 132V133H206ZM244 132L246 133V134H244ZM256 132V133H255ZM258 132V133H257ZM261 132H263V133H261ZM92 133V130H90V129H85V138L86 139H89L92 135H93V133ZM261 133V134H260ZM175 134V135H174ZM193 134V135H192ZM225 134V135H224ZM243 134V135H242ZM182 135V136H181ZM184 135L186 136V138L187 139H189V143H188V141H187V143L189 144V146H188V144H186V146H184L183 145V147H182V144H184V142H185V140H187L186 138H184ZM196 135V136H195ZM238 135V136H237ZM249 135V141L246 139V138H248L247 136ZM79 136V135H78ZM171 136V137H170ZM174 136V137H173ZM194 136V137H193ZM210 136V137H209ZM240 136V138H238ZM170 137V138H169ZM178 137V138H177ZM200 139H199V138ZM208 137H209V139H208ZM213 137V138H212ZM237 137V139H239V141L237 140V139H235ZM243 137V138H242ZM251 137V138H250ZM253 137V138H252ZM256 137V138H255ZM156 138V139H155ZM194 139V142H193V140L192 139ZM244 139V140H242V139ZM169 139H170V141H169ZM175 141V142H173V140ZM178 139V140H177ZM184 139V140H183ZM208 139V141L206 142V140ZM233 139H235L238 143H239V145H238V143L237 142H235V140L233 141ZM254 141H253V140ZM262 139V140H261ZM162 140V141H161ZM201 140V141H200ZM212 140V144H211V141ZM222 140H224V141H222ZM229 140H230V143H229ZM231 140L234 142V144H233V146H235V147H231L230 146V144H232L233 142H231ZM258 141V142H256L255 143V141ZM126 141V142H125ZM164 141H165V144H163L164 145V147H163V145H162V142L164 143ZM166 141H168V142H171L170 144L168 143V142H166ZM192 141V142H191ZM203 141H205V142H203ZM215 141H216V143H215ZM218 141V142H217ZM226 141V142H225ZM1 142H4V143H2L1 144ZM156 142V143H155ZM173 142V143H172ZM177 142H179V143H181V144H179L178 145V143ZM195 142H196V145H195ZM204 143V145L202 144V143ZM221 142V143H220ZM223 142H225V143H223ZM246 142V143H245ZM263 142V143H262ZM168 144V146H167V144ZM174 143H176V144H174ZM186 143V142H185ZM198 143H199V145H198ZM206 143V144H205ZM208 143V144H207ZM220 145H218V144ZM235 143H237V144H235ZM244 143H245V145H244ZM194 144V146H192ZM211 144V145H210ZM213 144H216V145H213ZM221 144H222V146H221ZM226 144V145H225ZM249 144V145H248ZM263 144V146H261ZM1 145H2V147H1ZM149 145H151L150 147L152 148H150L149 147ZM153 145V146H152ZM171 145L172 146H174V147H171ZM177 145V146H176ZM191 145V146H190ZM209 146L210 145V148L209 147H206V146ZM218 145V146H217ZM237 145V146H236ZM162 146V147H161ZM166 146H167V148H166ZM171 148H170V147ZM176 146V147H175ZM198 146L199 147H201V148H198ZM205 146V147H204ZM214 146L216 147L217 146V148L219 149L220 147L222 148V149H224V151L222 152V150H221V148L219 149L220 151V153L219 152H215L214 153V151H212V150H215L216 148H214ZM223 146H224V148H223ZM229 147V149H228V147ZM261 146V147H260ZM169 147V148H168ZM181 148L180 150L179 149H177V148ZM227 147V148H226ZM239 147V148H238ZM124 148H125V155L128 157L129 156V154H130V151H131V144L128 142V137H126L125 136V139H124ZM146 148L149 150L150 149V151H149V153H150V155L148 154L147 155V153H148V150H146ZM155 148V149H154ZM174 148L176 149L175 151V153L173 152L174 151ZM183 148H185V149H187V150H184ZM202 148H206L204 151H206V153L203 151V150H201ZM212 148V149H211ZM3 149H5V150H3ZM164 149H165V151H164ZM171 149H173V150H171ZM188 149H190V150H188ZM211 149V150H210ZM217 149V150H218ZM237 149V150H236ZM140 150V151H139ZM146 150V151H145ZM157 150V151H156ZM160 150H162V151H164V153L165 154H163V153H161L162 151H160ZM169 150V151H168ZM171 150V151H170ZM201 150V151H200ZM217 150H215V151H217ZM227 150V151H226ZM257 150V151H256ZM3 151V152H2ZM139 151V152H138ZM154 151V152H153ZM190 151V152H189ZM203 151V153H200V152H202ZM211 151V152H210ZM237 151V152H236ZM4 152H7V153H4ZM28 151L26 150V151H24V153L25 154H28L27 153ZM157 152H160V153H158L157 154ZM168 152H170V153H168ZM171 152H173V154L171 153ZM184 152V153H183ZM197 152H199V153H197ZM209 152V153H208ZM215 154H213V153ZM154 153V154H153ZM177 153H178V155H177ZM179 153H180V156H179ZM218 153V154H217ZM223 153V154H222ZM227 153H230V154H227ZM140 154V155H139ZM176 156H175V155ZM187 154V155H186ZM197 154L199 155V156H197ZM204 154V155H203ZM214 155V157L213 156H211V155ZM221 154V155H220ZM7 155V156H6ZM152 155V156H151ZM158 155V156H157ZM161 155V156H160ZM165 155V156H164ZM172 155H174V156H172ZM185 155V156H184ZM220 155V156H219ZM234 155V156H233ZM245 155V156H244ZM249 155V156H248ZM2 156V157H1ZM10 156V157H9ZM146 156V157H145ZM148 156V157H147ZM155 156V159H153L152 157H154ZM166 156H168V157H166ZM170 156H172V157H170ZM177 156H179V157H177ZM182 156H184V157H182ZM188 156V157H187ZM197 156V159L195 158ZM204 156V157H203ZM219 156V157H218ZM222 156V157H221ZM230 156V157H229ZM233 156V157H232ZM160 157H161V160H160ZM185 157H187V158H185ZM191 157V158H190ZM192 157H194V159H195V161H198V162H194V159L192 158ZM203 158V159H201V158ZM206 157H207V159H206ZM211 159H210V158ZM223 157H225V158H223ZM8 158V159H7ZM11 158V159H10ZM147 158V159H146ZM152 158V159H151ZM156 158L157 159H159L161 162H164V163H161L159 160H158V162H160V163H156ZM164 158H166V160L164 159ZM181 158V160L182 161H185L184 163L182 162V161H180L179 159ZM185 158V159H184ZM218 158H220V159H222L223 158V162H222V160H220V159H218ZM236 158V159H235ZM258 158V159H257ZM5 161H4V160ZM11 161H10V160ZM206 159V160H205ZM213 159V160H212ZM215 159H218L219 161H220V164H219V161L217 160V161H214ZM244 159H245V161L247 162V164L249 165V167L250 166H252L251 168H249L248 167V165H246V164H244V163H246V162H244ZM250 159L251 160H253V161H250ZM256 159L257 160H259V161H256ZM150 160V161H149ZM156 160V161H155ZM163 160V161H162ZM168 160V161H167ZM170 160H174V161H170ZM187 160H189V161H187ZM203 161L204 163H202L201 161ZM205 160V161H204ZM211 160H212V163H211ZM235 160V161H234ZM249 160V161H248ZM151 161H152V166H153V168L154 169H152V166H150L151 164ZM154 161V162H153ZM179 161V162H178ZM187 161V162H186ZM190 161H191V164H190ZM226 161V162H225ZM254 161H256L255 163H253ZM9 162H11V163H9ZM17 164V166H15L16 164ZM150 162V163H149ZM181 162V163H180ZM215 162L216 163H218V164H215ZM259 162V163H258ZM7 163V164H6ZM150 165H149V164ZM156 163V164H155ZM170 164L171 163V165H172V167H171V165H170V168H169V165L168 164ZM178 163V164H177ZM180 163V164H179ZM195 163V164H194ZM202 163V164H201ZM206 163V164H205ZM227 163V164H226ZM235 163V164H234ZM261 163V164H260ZM3 164H5V165H3ZM162 164V165H161ZM164 164V165H163ZM192 164H194V165H192ZM200 164V167L199 166H197V167H194V166H196V165H199ZM222 164V165H221ZM14 165V169H13V167L11 168V166H13ZM149 165V168L147 167ZM158 165V166H157ZM179 165V166H178ZM187 165H190V167L188 166L187 167ZM202 165V166H201ZM209 167H208V166ZM215 165H217V166H215ZM226 165H228V166H226ZM240 165H243V167L241 166L240 167ZM5 166H7V168L5 167ZM10 166V167H9ZM162 166L163 167H165V168H163V169H161L162 168ZM166 166H167V168L168 169H172V170H174L175 168H177V169H175L174 170V173H172V170H168L167 168H166ZM183 166H184V168L185 169H187V168H189V172L186 170V175H185V173H183L185 170H184V168H183ZM210 166H212V169H210L211 167ZM219 166V170H218V167ZM255 166V167H254ZM5 167V168H4ZM158 167V168H157ZM160 167V168H159ZM180 169H179V168ZM207 169H206V168ZM215 169H214V168ZM229 167H230V170H231V172L229 171ZM262 167V168H261ZM192 168H194V169H192ZM203 168H204V170H203ZM246 168V169H245ZM247 168H249V169H247ZM255 168V169H254ZM6 169V170H5ZM11 169V170H10ZM18 171H17V170ZM149 169V170H148ZM151 169V170H150ZM161 169V170H160ZM164 169H165V171H164ZM178 169H179V171H178ZM181 169L183 170V172L181 171ZM197 169H198V171H197ZM233 169V170H232ZM256 169H259V170H256ZM20 170V171H19ZM159 170V171H158ZM215 170V171H214ZM240 170H242L241 171V173H240ZM247 170H249L248 171V173L250 172H252L251 173V176H249V174L248 175H246V176H244L243 177V175L244 174H247ZM17 171V172H16ZM22 171V172H21ZM182 172V173H179V172ZM191 171H192V174H191ZM193 171H195L194 173H196L195 175H193L194 173H193ZM201 171V172H200ZM208 171H211V172H213L212 174L214 175H212V174H207V173H211V172H208ZM237 171V174L235 173V175H233V173L234 172H236ZM253 171H257V172H259V175H258V173L256 172V174L258 175V176H260V177H258L257 175H255V172L253 173ZM263 171V172H262ZM19 172V173H18ZM154 172V171H153ZM176 172H178L179 173V175L180 176H178L177 174H176ZM203 172V173H202ZM220 172V173H219ZM227 172H228V174H227ZM238 172H239V174H238ZM22 173V174H21ZM188 173H190L191 174V176H190V174H188ZM205 173V174H204ZM217 175H216V174ZM244 173V174H243ZM3 174V175H2ZM174 174H176V175H174ZM181 174H183V178L185 179H183L182 178V176H181ZM229 174H231V175H229ZM242 175L241 177H243V178H241L239 175ZM19 175H20V177H19ZM22 175V176H21ZM34 175V176H33ZM39 175V177H37ZM189 175V176H188ZM204 175H205V177L206 178H204ZM210 175H212V176H210ZM223 175H224V177H223ZM227 177H226V176ZM240 177V178H238V176ZM256 177H255V176ZM169 176V177H170ZM176 176V177H175ZM178 176V177H177ZM199 176V177H198ZM220 176V177H219ZM22 177V178H21ZM25 177V178H24ZM45 177V178H44ZM186 177L188 178V179H186ZM201 177V178H200ZM213 178V179H210V178ZM215 177V178H214ZM228 178V179H226V178ZM235 177H236V179H235ZM249 177V178H248ZM253 178V177H255V178H253L252 180L250 179V178ZM258 177V178H257ZM34 180H33V179ZM37 178V179H36ZM48 178V179H47ZM178 178V179H177ZM203 178V179H202ZM237 178H238V180H237ZM6 179V180H5ZM12 179V180H11ZM14 179V180H13ZM18 179H23V180H20L19 182H20V184L18 185L17 184V182H18ZM27 179V180H26ZM236 180V182L235 181H232V180ZM243 179H245V180H243ZM256 179V180H255ZM205 180H207V181H205ZM232 181V183L230 184L229 183V181ZM247 180H250V181H247ZM254 180H255V182H254ZM258 180V181H257ZM14 181H16V183L14 182ZM29 181H33V183L32 182H29ZM45 181V182H44ZM202 181H203V183H204V181L207 183H202ZM211 181H214V183H216V185H214V183L213 182H211ZM221 181L224 183L225 182V186L221 183ZM254 182V183H256L257 182V184L255 185V184H253L252 182ZM18 182V183H19ZM42 182H44V183H42ZM49 182V184L50 185H48L47 186V184L46 183H48ZM226 182H228V183H226ZM234 182V183H233ZM249 184H248V183ZM25 183H27V184H25ZM34 184L33 186L31 185V184ZM37 183H39V184H37ZM209 183H210V185H209ZM244 183H245V185H244ZM262 184V185H260V184ZM15 184H17L15 187H18V189L17 188H15V187H12V185L14 186ZM21 184H23V185H21ZM29 184H30V187H32V188H30V187H28L29 186ZM43 184V185H42ZM203 184V185H202ZM226 184H228V185H226ZM236 184V185H235ZM242 184V185H241ZM248 184V185H247ZM259 184V185H258ZM7 185H9V186H11L10 187V189H9V186H7ZM21 185V186H20ZM28 185V186H27ZM181 185H183V188H181L180 186ZM185 185V186H184ZM206 185L207 186H209V188H206ZM219 185V186H218ZM235 185V186H234ZM237 185H239V186H237ZM252 185H254V186H252ZM22 186H23V189H22ZM24 186H27L28 188L27 189H25L26 187H24ZM37 187L38 188V190L35 188V187ZM45 188H44V187ZM188 186V187H187ZM216 186H218V187H216ZM232 186H234V187H237V188H232ZM257 186H259L258 188H259V190L257 189ZM21 187V188H20ZM33 187H34V189H33ZM43 187V188H42ZM203 187H205V188H203ZM217 188V189H215V188ZM221 187H222V191H221ZM224 187H226L225 189H224ZM229 187V188H228ZM248 187V188H247ZM6 188V189H5ZM11 188H13L12 190H11ZM59 188V189H58ZM62 188V189H61ZM67 188V189H66ZM189 188V189H188ZM219 188H220V192H219ZM240 188H242V190L240 189ZM250 188H251V190H250ZM260 188H262L263 190H261ZM30 189H32V190H30ZM40 189V190H39ZM51 189V190H50ZM70 189H72V190H70ZM181 189V190H180ZM211 189V190H210ZM229 189H231V190H229ZM256 190L257 191V193H258V191H259V195H260V197L258 196V194H256L257 196V198L255 197V193H256V191L254 192L253 190ZM3 190V191H2ZM6 190V191H5ZM34 190H35V192H34ZM50 190V191H49ZM58 190V192L57 193H55L56 191ZM61 190L64 192V194H63V192H61ZM67 190V191H66ZM70 190V191H69ZM73 190H75V192L73 191ZM104 190H106V191H108L107 190V187L106 188H103V191ZM202 190V191H201ZM217 190H218V194H217ZM229 190V193H233V194H228L227 193V191ZM239 190V191H238ZM249 190V191H248ZM8 191V192H7ZM10 191V192H9ZM15 191V192H14ZM16 191H17V193H16ZM24 191V192H23ZM26 191V192H25ZM31 191H33L32 192V194H31ZM50 192L51 193V195H52V193H53V195L51 196L52 198H50V199H44V198H42V197H44V195H46V193H48V192ZM53 191H55V192H53ZM72 191V193H70ZM106 191H104L105 193H106V197H107V192ZM206 193H205V192ZM215 191V195H214V192ZM230 191H233V192H230ZM251 191H253L252 193H254V194H252L251 193ZM263 191V192H262ZM21 192V193H20ZM29 192V196H32V198L30 197V198H28L29 196H27L28 193ZM41 192H43V193H45V194H43V193H41ZM88 192V193H87ZM179 194H178V193ZM187 192V193H186ZM207 192H208V194H207ZM212 192V193H211ZM224 192V193H223ZM6 193L7 194H9V195H7L6 196ZM12 193V194H11ZM23 193V194H22ZM55 193V194H54ZM85 193V194H84ZM95 193H97V194H95ZM226 193L228 194V196L230 195V197L228 198V196L226 195ZM236 193V194H235ZM239 195H238V194ZM17 196V198L15 197V195ZM17 194H19V195H17ZM40 194V195H39ZM61 194V195H60ZM72 194V195H71ZM180 194H182L183 196H180ZM187 194V195H186ZM199 194V195H198ZM211 194V195H210ZM3 195V196H2ZM22 195V196H21ZM23 195H25L24 196V198H23ZM35 195H38V196H36V198H33V197H35ZM60 195V196H59ZM63 195V196H62ZM69 197H68V196ZM75 195V196H74ZM81 195H82V197H81ZM97 195V196H96ZM185 195H186V197H185ZM207 195H209V197L211 198H209V197H207ZM212 195H214V198L212 197ZM219 195V196H218ZM224 195V196H223ZM241 195V196H240ZM261 195L263 196V197H261ZM83 196H85V197H83ZM89 196V197H88ZM91 196V197H90ZM200 196V197H199ZM227 196V197H226ZM251 196H252V198H253V200H252V198H251ZM6 197V198H5ZM22 198V199H20V198ZM58 197H60L59 198V200L57 199ZM78 197H80V199L78 198ZM190 197V198H189ZM199 197V198H198ZM203 197L204 198H206V199H203ZM223 197V198H222ZM231 197H235V199L233 198V200L231 199ZM242 197H246L245 198V200H244V198H243V201H242V203H241V201L240 200H242ZM43 199V200H39V199ZM69 198V199H68ZM184 198V199H183ZM199 200H198V199ZM203 200H202V199ZM216 198H218V199H216ZM249 200H251V201H249ZM255 198V199H254ZM8 199H14V201L12 202V203H14L13 205H18V206H14L13 207V205H12V210H13V212L12 211H10L9 209H8V207L6 206V204L4 203V200H8ZM32 199H35V201L36 202H38V203H36L35 201L33 202V201H31ZM54 199H55V201H54ZM71 199H73V200H71ZM76 199V200H75ZM84 200V202H82V200ZM178 199L179 200H183V202H181L180 203V201L178 202ZM193 199V200H192ZM224 199V200H223ZM238 199V200H237ZM257 199V200H256ZM263 199V200H262ZM24 200V201H23ZM27 200V201H26ZM29 200V201H28ZM46 200V201H45ZM49 200V201H48ZM57 200V201H56ZM67 200V201H66ZM68 200H70V202L68 201ZM78 200H79V203H78ZM173 200V201H172ZM176 200V201H175ZM212 200V201H211ZM214 200V201H213ZM216 200V201H215ZM255 200L256 201H260L259 203L257 202H255ZM17 201V202H16ZM20 201H22V203L21 204H24L25 202V204L24 205H21V204H18V203H20ZM41 201H43V202H41ZM45 201V202H44ZM62 203H61V202ZM187 201V202H186ZM189 201V202H188ZM190 201H191V204H193V202H195L194 203V205L193 206H191V204H190ZM200 201V202H199ZM231 201V202H230ZM233 201V202H232ZM235 201V202H234ZM247 201V203H245V202ZM249 201V202H248ZM24 202V203H23ZM49 202V203H48ZM50 202H52L51 204L53 205H51L50 204ZM188 203V204H186V203ZM206 202V203H205ZM210 202L212 203V204H210ZM215 202H218V204L217 203H215ZM263 204H262V203ZM31 203V206L29 205ZM44 203V204H43ZM46 203H48V204H46ZM58 203V204H57ZM68 205H67V204ZM70 203V204H69ZM75 203V204H74ZM82 203H83V205H82ZM199 203V204H198ZM201 203V204H200ZM209 203V204H208ZM235 203V204H234ZM243 203H244V205H243ZM249 203H250V205H251V207H250V205H249ZM5 204V205H4ZM34 204H35V207H34ZM38 204V205H37ZM40 204V205H39ZM42 204V205H41ZM64 204V205H63ZM173 204H175L174 205V207H173ZM182 205L181 207H182V209L184 208V210H183V212H179V210H182L181 209V207H179L180 205ZM184 204V205H183ZM190 204V205H189ZM195 204H196V208L198 209V212H196L197 214H194L195 212H194V210L192 211V210H190L191 209V207H195ZM223 204H224V206L225 207H223ZM228 204V205H227ZM229 204L232 206V204H233V206H235V209H237V211L236 210H234V207H230L229 206ZM258 204V205H257ZM261 204V205H260ZM49 205V206H48ZM71 205H72V207H71ZM80 205V206H79ZM82 205V206H81ZM187 205H189V206H187ZM203 207H202V206ZM212 205V206H211ZM238 205H239V207H238ZM245 205H246V208H244L245 207ZM254 205H256V208L255 207H253ZM36 206H40V207H37L36 208ZM58 207V209L56 208V207ZM62 206V207H61ZM65 206H67V207H64ZM80 207V209L82 210V212H81V210L79 209V207ZM191 206V207H190ZM200 206V208H198ZM206 206V207H205ZM250 207V209L251 210H254V211H252L251 212V210H249L248 208ZM2 207V208H1ZM21 207V208H20ZM22 207H24V209L23 210H21V213H20V211H18V210H20V209H22ZM28 207V208H27ZM29 207H31V208H29ZM33 207H34V210H33ZM41 207H43L42 209H40ZM44 207H47V208H49V210L47 209L46 210V212H45V208ZM56 209H55V208ZM83 207H86L87 208V210L88 211H92V212H88L87 210H85ZM186 207H188L187 209L189 210V211H187V210H185V208ZM208 207V208H207ZM213 207V208H212ZM223 207V208H222ZM237 207V208H236ZM242 207H243V209H242ZM6 208H7V210H6ZM16 208H18V210L16 209ZM29 210H27V209ZM39 208V209H38ZM50 208H54L53 210L52 209H50ZM63 208V209H62ZM77 210H76V209ZM192 208V209H193ZM196 208H194V209H196ZM206 208L207 209H209V210H207V211H210V218H211V216H213L214 217V214L216 215L214 218H211V219H213L212 221H211V219L209 218V219H207V217H209V216H207V215H209V212H207L206 211ZM255 208V209H254ZM263 208V209H262ZM38 209V210H37ZM44 209V210H43ZM91 209V210H90ZM179 209V210H178ZM205 209V210H204ZM214 209H216V210H218V211H216V210H214ZM233 209V210H232ZM258 209V210H257ZM16 210V211H15ZM26 210V211H25ZM37 210V211H36ZM41 211V213H39L38 211ZM52 210V211H51ZM54 210H55V213H53L54 212ZM56 210H57V212H56ZM63 210V211H62ZM70 210H71V212H70ZM222 210V211H221ZM243 210V211H242ZM245 210H247V211H245ZM49 211H51V212H49ZM59 211V212H58ZM65 213V214H62L61 215V217H56V216H59V214L58 213ZM84 211V212H83ZM177 211V212H176ZM192 211V212H191ZM201 211H202V213H201ZM204 211H206V212H204ZM213 211V212H212ZM223 211H224V213H223ZM234 211V212H233ZM240 213H239V212ZM263 211V212H262ZM5 212L7 213V214H5ZM16 212V213H15ZM69 212V213H68ZM86 212H88V213H86ZM187 212V213H186ZM189 212V213H188ZM200 212V213H199ZM204 212V213H203ZM220 212V213H219ZM242 212V213H241ZM244 212V213H243ZM246 212H249V213H246ZM22 213H24V215L22 214ZM38 213H39V215L41 216H38ZM53 213V214H52ZM73 213H74V215L76 216H73ZM81 213H82V215H81ZM84 213L85 214H87L86 216H84ZM206 213H208L207 215H206ZM236 213V214H235ZM247 215H246V214ZM253 213H254V216H253ZM258 213V214H257ZM2 214V215H1ZM11 214V215H10ZM21 214V215H20ZM33 214H34V216H33ZM50 214V215H49ZM90 214V215H89ZM94 214H96V212L94 213ZM199 214H200V216H199ZM202 214V215H201ZM220 214L222 215V216H220ZM223 214L225 215V216H223ZM241 214H243V216L241 215ZM4 215H5V217H4ZM22 215L24 216V217H22ZM35 215L37 216L36 218H35ZM66 215H68V216H66ZM72 215V216H71ZM81 215V216H80ZM97 215V214H96ZM197 215V216H196ZM204 215V216H203ZM205 215L207 216V217H205ZM220 217H219V216ZM235 215H236V217H235ZM257 215V216H256ZM43 216H45V217H43ZM48 216V217H47ZM55 216V217H54ZM82 216H84V217H82ZM129 217V220H128V217ZM189 217L188 219H187V221H186V217ZM191 216H193V217H191ZM237 216L239 217V219L237 218ZM248 218H247V217ZM32 217V218H31ZM66 219H64V218ZM75 218V220H74V218ZM83 219H82V218ZM86 217L87 218H89V219H87V220H85L86 219ZM127 219H126V218ZM198 217V219L200 218V220H196V218ZM202 217H203V219H202ZM204 217H205V219L207 220V222L203 225L202 223H204L205 222V220H204ZM217 217V218H216ZM227 217H229V220H228V218ZM232 217H233V219H232ZM235 217V218H234ZM255 217V218H254ZM257 217V218H256ZM43 218V220H41ZM47 219V221L46 220H44V219ZM52 220H51V219ZM57 218V219H56ZM62 218L64 219V220H62ZM76 218H78V220L76 219ZM79 218H81L84 222H85V224H84V222L83 221H81ZM97 218V219H96ZM194 218V220H192ZM218 218H222V219H220V220H218ZM227 218V219H226ZM243 218H246V219H243ZM27 219V220H26ZM36 219V221H33V220H35ZM54 219V220H53ZM56 219V220H55ZM60 219H61V221H60ZM94 219L95 220H97V221H94ZM249 220V222L248 223H250L251 222V224H249V226H248V223H247V221ZM253 221H252V220ZM38 220V221H37ZM58 220V221H57ZM188 220H190V221H192V222H190V221H188ZM215 220H218L217 222L215 221ZM234 220H235V223H236V225L237 226H235L234 224ZM237 220V221H236ZM247 220V221H246ZM251 220V221H250ZM258 220V221H257ZM8 221V220H7ZM33 221V222H32ZM42 221H43V223H42ZM45 221L47 222V223H49V225L46 223L45 224ZM55 221H57V222H55ZM64 222V223H60V222ZM65 221L66 222H69L68 224V226L66 225V223H65ZM87 221V222H86ZM196 223H198V224H196ZM199 221V222H198ZM208 221H211V222H208ZM221 221V222H220ZM222 221H224V222H222ZM228 221V222H227ZM239 221V222H238ZM38 222H39V224H38ZM54 222V223H53ZM58 222H59V224H63V225H61V227L58 225ZM78 222H81V223H78ZM89 222V223H88ZM130 222V223H129ZM132 222V223H131ZM194 222V223H193ZM202 222V223H201ZM218 222H220V223H222V224H220V223H218ZM227 224H226V223ZM241 222V223H240ZM243 222V223H242ZM71 223V224H70ZM97 223H98V225H99V223H100V225L98 226L97 225ZM200 223V224H199ZM211 223V225H214V226H212V227H210V225L208 226V224H210ZM229 223V224H228ZM232 223V224H231ZM234 223V224H233ZM238 223H240L239 225H238ZM245 223V224H244ZM27 224V225H26ZM41 224V225H40ZM84 224V225H83ZM88 224V228L89 229H93L94 227H93V225L95 226V228L93 229V231L94 232H92V229H91V232H88L89 230H87V228L85 227L86 225ZM135 226H134V225ZM146 224V225H145ZM226 226H225V225ZM40 225V226H39ZM45 225V226H44ZM48 225V226H47ZM57 225V226H56ZM64 225H66V228H65V226ZM70 225H74L76 228H78L77 226H79V228L78 229H75V227L74 226H71L70 227ZM80 225H82L81 227H80ZM130 225H131V228H130ZM139 225V228L137 227ZM222 225H224V226H222ZM228 225H230L229 227H227ZM232 225V226H231ZM246 225H247V227H246ZM257 225V227L255 228V226ZM259 225V226H258ZM29 226V227H28ZM33 226V227H32ZM38 226V227H37ZM102 226V227H101ZM145 226V227H144ZM153 228H152V227ZM234 226L235 227H238V228H234ZM61 228L62 229V231H61V229L59 230V228ZM67 227H68V229H67ZM84 227V228H83ZM99 228V230H98V228ZM107 227H109V228H107ZM129 227V228H128ZM135 227V228H134ZM145 229H144V228ZM201 227V226H200ZM219 227V228H218ZM221 227H223V231H222V228ZM231 227V228H230ZM240 227V228H239ZM27 228H25V229H27ZM83 228V229H82ZM107 228V229H106ZM134 228V229H133ZM202 228V227H201ZM221 228V229H220ZM229 228V230H231V233H227L229 230H227ZM233 228V229H232ZM247 228V229H246ZM251 230H250V229ZM255 228V229H254ZM42 229V230H41ZM75 229V230H74ZM96 229V230H95ZM102 229V230H101ZM104 229V230H103ZM108 229H111V232L108 230ZM116 231H115V230ZM130 229V230H129ZM151 229H153V230H151ZM205 229V230H204ZM224 229H226V230H224ZM236 229V230H235ZM81 230H84V231H82L83 233H81V235L78 233V234H76L77 232L76 231H81ZM106 230H108V231H106ZM115 231V233L113 232V231ZM119 230V231H118ZM128 230H129V232H128ZM135 232L134 234H133V231ZM138 230H139V232H138ZM140 230H141V232H140ZM142 230H143V232L145 231L146 232V230H148L147 231V233H145V234H143V232H142ZM151 231V233H149L150 231ZM232 230H234V231H232ZM246 230V231H245ZM248 230L249 231H251V234H250V232L248 233ZM56 233H55V232ZM58 231V232H57ZM86 231H87V233H86ZM106 231V232H105ZM121 231V232H120ZM131 231V232H130ZM153 231H154V233H155V235L157 236H155L154 235V233H153ZM219 231L221 232V233H219ZM238 232V234H242V236H240V235H238L237 233L235 234L236 235V237L235 236H233L234 235V232ZM244 231H245V233H246V235H245V233H244ZM53 232V233H52ZM76 232V233H75ZM97 232V233H96ZM110 232V233H109ZM116 232H118V238L117 239H115L116 237H117V233ZM125 232H127L128 234H126ZM202 232V233H203ZM215 232V233H214ZM217 232L220 234V236H219V234H217ZM230 232V231H229ZM243 232V233H242ZM257 232V233H256ZM51 233V234H50ZM65 233V234H64ZM68 233V234H67ZM88 233H90V234H88ZM93 233H96L95 235H98V236H94V234ZM109 234V235H107V234ZM133 234V235H131V234ZM139 233H140V235H139ZM204 233V234H205ZM263 233V234H262ZM53 234V235H52ZM83 234V235H82ZM85 234V235H84ZM88 234V235H87ZM123 234V235H122ZM130 234V235H129ZM141 234H143V235H145V236H147V235H149V238H150V236H151V238L150 239H147L148 237H145V236H142ZM152 234V235H151ZM214 234H217L216 235V237L214 236V238L216 239H218V241H216L214 238H213V235ZM222 234H224V236H221ZM231 236V238L229 237V235ZM247 234L249 235V237H250V239L248 240V236H247ZM258 234V235H257ZM260 234V235H259ZM50 235H51V237H50ZM63 235V236H62ZM72 235H75V236H72ZM91 235H92V239H94V244L91 242V241H93L92 239H91ZM121 235V236H120ZM134 235L136 236V237H134ZM245 235V236H244ZM43 236V237H42ZM79 236V237H78ZM87 236V237H86ZM93 236H94V238H93ZM106 236H109V239L106 237ZM131 236V237H130ZM153 236L155 237V239L153 238ZM226 236V237H225ZM230 238V239H228V237ZM256 236V239H258L259 238V240H256L254 237ZM53 237V238H52ZM63 237V238H62ZM67 237H68V239H67ZM76 238V239H74V241H77L76 243H79L80 242V244L77 246L78 248L76 249L75 248V243H74V241H73V238ZM83 237V238H82ZM96 237V238H95ZM97 237H99V238H97ZM126 237V238H125ZM158 237H160V238H162V240L160 239V238H158ZM204 237H203V239H204ZM241 238V237H243V239H242V241L241 240H239L242 244L241 245H243L244 243H245V241L247 242V241H250V242H247L246 244H247V246L245 245H243V246H241L240 244H239V242H238V239L239 238ZM245 237L247 238V239H245ZM51 238H52V240H51ZM78 238L80 239V240H87L86 241V245H84L85 244V241L83 240L82 242L81 241H79L78 240ZM138 238L139 239H142V242H140L139 240H138ZM144 238H146L147 239V241L144 239ZM158 238V239H157ZM254 238V239H253ZM262 238V239H261ZM47 241H46V240ZM69 239H71V241L72 242H70V241H68ZM103 239H105V240H102ZM151 239H152V241L154 242V243H157L158 244V246H157V244H154L152 241H151ZM198 240V242H196L195 243V241H197ZM210 239V240H209ZM213 239V240H212ZM226 239H228V240H226ZM236 239V240H235ZM253 239V240H252ZM95 240H100L98 243V245H97V241L95 242ZM143 240H144V242H147L146 243V245H144L145 243L143 242ZM150 240V241H149ZM160 240V241H159ZM164 240V241H163ZM229 241V243H226L225 241ZM234 240V241H233ZM244 240V241H243ZM255 240V241H254ZM262 240V241H261ZM79 241V242H78ZM106 243H105V242ZM116 241V242H115ZM156 241V242H155ZM165 241H166V243H165ZM174 241V242H173ZM253 241H254V243H253ZM260 241H261V243L263 244H261L260 243ZM44 242V243H43ZM68 242H70L69 244H68ZM84 242V243H83ZM101 242H103V243H105V245H103V243H102V245H101ZM160 242H162L161 244H160ZM169 242V243H168ZM211 242H212V246L210 245L211 244ZM216 242H218L217 244H219V247H218V245L216 244ZM222 242V243H224V245H225V243H226V245L225 246H223V244L221 245L220 243ZM231 242H234V244H237V245H234L233 243H231ZM74 243V244H73ZM83 243V244H82ZM95 243H96V245L97 246H99L100 247V249H98L99 247H96V248H94L95 246ZM116 243V244H115ZM118 243H120V244H118ZM149 243V244H148ZM172 243H174L173 245H172ZM210 243V244H209ZM213 243H215L214 245H216V246H214L213 245ZM249 243H251V244H249ZM253 243V244H252ZM48 245V247H47V245ZM62 244H65V245H62ZM107 244V245H106ZM129 244H131V245H129ZM134 244V245H133ZM171 244V245H170ZM182 244V245H181ZM228 244V245H227ZM249 244V245H248ZM69 245H70V247H69ZM93 245V246H92ZM154 245V246H153ZM162 245V246H161ZM185 245V246H186ZM209 245V247L210 248H212L211 249V253L212 252H214L215 251V255H217V256H214L213 255V253H212V255H211V253L209 252L210 251V249H209V247H208V249L206 248V246H208ZM221 245V246H220ZM229 245H231V247L229 246ZM52 248H51V247ZM63 246V247H62ZM115 246V247H114ZM117 246V247H116ZM119 246V247H118ZM125 246V247H124ZM156 246V247H155ZM236 246V248H233V250H231V248L232 247H235ZM240 246V247H239ZM248 246H249V248H248ZM252 246V247H251ZM263 246V247H262ZM72 247H73V249H72ZM93 247V248H92ZM102 247H103V249H102ZM110 247V248H109ZM120 247H123V248H121L120 249ZM166 247V248H165ZM171 249H170V248ZM205 247V248H204ZM214 247L216 248L215 250H214ZM223 247V248H222ZM227 247H228V250H227ZM237 247H239V248H237ZM244 247V248H243ZM251 247V248H250ZM70 248H71V250H70ZM115 248H118V249H115ZM157 248V249H156ZM226 248V249H225ZM230 248V249H229ZM49 249H50V251H49ZM55 249V250H54ZM102 249V250H101ZM109 249H111V250H109ZM125 249V250H124ZM207 249V250H206ZM224 249H225V251H224ZM236 249V250H235ZM240 250V251H238V253H237V250ZM243 249H244V252H243ZM67 250H69V251H67ZM74 250H76V251H74ZM79 250V251H78ZM96 250V251H95ZM131 250V251H130ZM206 253V254H208V253H210V254H208V255H206L203 251ZM214 250V251H213ZM105 251H103V252H105ZM218 251V252H217ZM224 251V252H223ZM226 251H228V252H226ZM233 251V252H232ZM56 252V253H55ZM68 252H70V254H68ZM74 252V253H73ZM78 254H76V253ZM112 252H114L113 254L114 255H112ZM115 252H116V254H115ZM122 254H124V255H122ZM127 253L128 255H126L125 253ZM177 252V254L178 255H176L175 253ZM226 252V253H225ZM44 253V254H43ZM46 253V254H45ZM51 253H52V255H53V257H52V255H51ZM54 253L55 254H57V255H54ZM65 253V254H64ZM171 253H173V254H171ZM243 254V256L242 255H240V254ZM112 255V256H114V257H112V256H109V255ZM120 254H121V256H120ZM132 255V258H128V257H131V255ZM206 255V258H207V256H209V259H211V257H212V259L211 260H209L208 261V258L207 259H205V257L204 256H202V255ZM220 254H221V257H220ZM247 254H248V256H247ZM42 255H43V257H42ZM47 255V256H46ZM59 255V256H58ZM152 255V256H151ZM172 255V256H171ZM202 256V258H201V256ZM224 255V256H223ZM236 255V256H235ZM46 256V257H45ZM58 256V258H56ZM62 258H61V257ZM77 256H79L78 257V259H77ZM122 256L124 257L125 256V258H126V260H125V258H123L125 261H121L122 260ZM126 256H128V257H126ZM174 256H176V257H174ZM231 256H233V259H231L232 257ZM238 256H239V258H238ZM141 257V258H140ZM217 257V258H216ZM231 257V258H230ZM235 257V258H234ZM42 258V259H41ZM48 260H47V259ZM63 258H64V260H63ZM135 258V259H134ZM174 260H173V259ZM201 260H200V259ZM219 258V259H218ZM242 260H241V259ZM41 259V260H40ZM44 259V260H43ZM59 259H60V262H59ZM78 261H77V260ZM42 260H43V263H42ZM62 260V261H61ZM117 260H119V263H118V261ZM157 260V261H156ZM207 262H206V261ZM228 260H230V261H228ZM53 261V262H52ZM217 261H218V263H217ZM232 261V262H231ZM242 261V262H241ZM245 261H247V262H245ZM226 262V263H225ZM261 264V263H259V262H256V264Z\"/></svg>",
    "mask_w": 264,
    "mask_h": 264
},
{
    "label": "bare ground",
    "instance_id": "bare-ground-1",
    "mask_svg": "<svg viewBox=\"0 0 264 264\" xmlns=\"http://www.w3.org/2000/svg\"><path fill=\"white\" fill-rule=\"evenodd\" d=\"M28 1H30V0H0V95H1V98L2 99H0V101H3L2 102V110H3V112L5 113V115L8 117V118H10V120H11V125H10V133L9 134H7L6 135V139H4L5 140V144H4V148L6 147V150H7V152L9 153V155L12 157V161H16V163L18 162L19 163V165L22 167V169H23V171H24V173L27 175V174H34V173H38V174H40V176L42 175V174H46L47 175V177H49L50 178V184L51 183H53L55 186H53V185H51V186H49L51 189H53V187H55L54 189H56V187H58L57 185H61L62 186V188L64 189V187L63 186H68V189H69V187L70 188H73V189H76L78 192V194L79 193H82V192H85V191H88L89 193L90 192H94V191H98V197H94V199L93 200H91V201H87L86 202V200H85V202H84V200H82V202H84V203H86V204H88L91 208H92V210L93 211H95L96 212V214H94L92 211H88L87 210V208L86 207H83L85 210H87L88 212H92L93 214H89L90 216H88V217H91L90 219L89 218H87L86 217V219L85 220H87V219H89L90 220V222H91V219H93V217H95V216H97V218H98V220L102 223V225L103 224H105V225H107V226H109V227H118V228H120L121 227V230L122 229H124V228H122V219H123V217L124 216H126V215H128V216H130V218H132V222H135V224L137 225V223L138 224H140L141 222H145L146 224L148 223V224H151L152 226L154 225H156L155 226V233H156V231L158 232L156 235L157 236H160V235H162V234H160V233H163L164 234V236L166 237V239L167 240H170V239H177L179 242H178V244L179 243H183L182 241H184V239H187L186 241H188V243L189 244H185L184 246L182 245V246H178L179 248H182L181 249V251H180V255H178L177 254V252L175 253L176 255H178L177 256V259H178V262L180 263V264H202V263H204V261L201 263V261L199 262L198 261V255H197V253L199 254V250L200 249H202L203 248V246L202 245H207L208 243H207V238H210L211 237V234H207V235H209L208 237H204L205 235H206V230L203 232V227H205L206 225H204L206 222H207V220L205 219V217H207V216H209V217H207V219H209L210 218V211H207V210H209V209H207L206 208V211L207 212H209V215H207L208 213H206V215H205V217H204V220H205V222L204 223H202L204 226H202L200 223V225L199 226H196L195 224H192V225H190V224H186L185 223V219H183L182 217H184L183 215H185L184 213H185V211L183 212V210H184V208L182 209V205H180L179 207H181V209L182 210H179V212L181 211V212H183V215L181 216V218H179V217H177V216H175L173 213H172V211L170 210V208L169 207H171L172 206V203H171V205L170 204H168L169 202H167V200L169 199H167V197H169L170 196V199H171V197L173 196V194H175V195H177L175 192L176 191H178L177 189L179 188V186L177 185V184H180L181 182H183L182 180H181V178H179L180 180H181V182L179 183L178 181H180V180H178L177 182H175V181H171L174 177H172V179H171V176L170 175H172V174H170V172L169 171H167V172H169V176L166 174L167 172L165 171V169H164V171L166 172H163V173H161V171H159V172H156L155 170H152V174H150V173H147V170H146V168L145 167H143L142 165H144V161H145V158H144V160L143 161H141L142 159L141 158H143L142 156H141V158H140V156H138V154L136 153L137 152V150L140 148L141 149V147H143L144 145H146L149 141H152V142H154L152 139L154 138V136L155 135H157V136H159V139H160V136H161V139H167V137L169 136V134H168V136L166 137V135H165V133H164V131H162V129L160 128V126L162 125H158L159 123H158V121H159V119L162 117V115H164V114H162V112L164 111V110H161V109H159L156 105H155V103H156V101H155V103L154 102H151V100H150V102H148V101H146L147 103L145 104V103H143V101H142V103L140 102V105H135L134 107H132V108H130L131 109V111H132V114H131V117H130V120H129V124H128V129H127V131L126 132H124L123 131V129H122V127L120 126V120H118V121H116L113 125H111V121H110V126H111V130L112 131H110V132H115L114 134V137H112L113 138V143H114V146L115 147H113L112 145L110 146V144H109V141H108V137H106V134H104V133H102V132H100V129H99V127H98V125L97 124H95L93 121H91L90 119H88V117L85 115V114H87V113H85L84 112V110H86V108L83 110V108L85 107V105H84V107L83 108H81L82 107V104H83V102H82V100H81V102H82V104H78V105H81V107H79V108H77V104H75L76 106V108L78 109V116L76 117L77 119H76V122H77V127H78V129H79V132H78V135H77V133L76 132H74V130L72 129V126L70 125V123H69V121H67L66 119H65V117H64V115L62 114V112H61V110L59 109L60 107H62L63 109H67V107H69L70 109L72 108V107H70V106H66V104H67V100H68V94H69V87H66L67 85L69 86V84L71 83L70 82V80L68 81V79H65V77H64V79L66 80V81H68L69 82V84H67V85H65V83H63V82H60L61 80H59V81H57V80H52V79H49V77H48V75L46 76V71H45V66L46 65H48V67H50L49 65H51V67L49 68V69H51L52 68V66L54 65V68H55V66H57V67H59V68H61L62 70H63V72H65L66 73V75H68V76H70L71 78H73V79H75V80H77V82H79L80 84H83V85H88V81L87 80H89L90 82H91V80L88 78H86L85 76L86 75H89L88 73L85 75V73L84 72H82L81 71V67H79V63H78V58L81 60V57H76L77 58V60L75 59V58H71L72 57V54H73V50H72V47H73V45H70L71 44V42H69L70 44H68V47L69 46H72L71 47V50L68 48V47H65V49L66 48H68L69 50H70V52H72V54H71V60L70 61H65V57H64V55H63V52L62 53H60V54H57L56 52V54L50 49V47L52 46V44H51V46H49L50 45V42H51V40H50V42H48V35H47V37L46 38H44L45 39V41H46V39H47V42L49 43V45L44 41V39L42 40L41 39V33L42 32H44V30L43 31H39V29H40V27H39V29H38V26L40 25H38L37 26V24L36 25H29L28 23V25L25 23V22H23V21H25L27 18H25V20H21L20 19V12L22 11V10H24V9H26L25 7H26V4H28ZM33 1V0H32ZM32 1H30V2H32ZM46 1V0H45ZM63 1V5H64V2L66 3L65 5H67V7L69 6V2L68 1H70V0H62ZM67 1V2H66ZM79 1V0H78ZM90 0H85V2H89ZM93 1V0H92ZM91 1V2H92ZM135 1V0H134ZM133 1V2H134ZM158 1H160V0H158ZM162 1V0H161ZM167 1V0H166ZM178 1V0H177ZM192 2H195L196 3V1L194 0H191ZM210 2H211V0H209ZM213 1V0H212ZM216 1H218V0H216ZM253 1V0H252ZM44 2V1H43ZM48 2V1H47ZM56 2H58L57 0H56ZM61 2V1H60ZM91 2H89V4L91 3ZM97 2V1H96ZM96 2H94L95 3V5L93 4V3H91L92 5L91 6H96L97 7V4H96ZM105 2V1H104ZM137 2V1H136ZM141 2V1H140ZM170 2V1H169ZM179 2V1H178ZM189 2H190V0H189ZM200 2V1H199ZM208 2V1H207ZM226 2V1H225ZM234 2V1H233ZM236 2V1H235ZM234 2V3H235ZM248 2V1H247ZM254 2V1H253ZM259 2H260V0H259ZM258 2V3H259ZM33 3V2H32ZM39 3V2H38ZM42 3V2H41ZM46 3V2H45ZM45 3L44 4H42L41 6H44L45 5ZM50 3V2H49ZM59 3V2H58ZM68 3V4H67ZM73 3V4H72ZM72 3H70V4H72V5H74V3H75V5H76V0H75V2L73 1ZM100 3V2H99ZM115 3V2H114ZM135 3V2H134ZM185 3H187V1L185 2ZM200 3H202V1L200 2ZM228 3H230L231 4V2H228ZM238 3V2H237ZM261 3H263V2H261ZM34 4V3H33ZM53 4H54V1H53ZM60 4H62V2L60 3ZM102 4V3H101ZM109 4V3H108ZM126 4H128V3H126ZM164 4H168V3H164ZM163 4V5H164ZM178 4V3H177ZM180 4V3H179ZM194 4V3H193ZM192 4V5H193ZM221 4V3H220ZM239 4V3H238ZM249 4H251V2H249ZM252 4H254V3H252ZM257 4V3H256ZM51 5H52V1H51ZM56 5L58 6L59 4H57L56 3ZM78 5H80L79 3H78ZM111 5V4H110ZM109 5V6H110ZM149 5V7H150V4H148ZM163 5H161V6H163ZM168 5H170V4H168ZM188 5V4H187ZM189 5H191V4H189ZM197 5H198V2L196 3V7H195V4H194V9L195 8H198L197 7ZM203 5V4H202ZM216 5H217V3H216ZM228 5V4H227ZM235 5V4H234ZM264 3L261 5L263 8H264ZM35 8H36V6L35 5H33ZM32 5H31V7H33ZM50 6V5H49ZM55 6V5H54ZM84 6H86V7H83V9H86L87 10V4H85ZM90 6V7H91ZM98 6H99V4H98ZM108 6V7H109ZM111 6H113V5H111ZM136 6V5H135ZM146 6V5H145ZM157 6V5H156ZM156 6H155V8H156ZM161 6H160V8H161ZM221 6V5H220ZM233 6V5H232ZM238 6H240V5H238ZM38 7H40V6H38ZM52 7V6H51ZM59 7H60V5H59ZM74 7V6H73ZM102 8H103V6H101ZM100 7V8H101ZM107 6H105V8H106ZM107 7V8H108ZM113 7H115V6H113ZM123 7V6H122ZM144 7V6H143ZM151 7H153V3H152V6ZM158 8H159V6H157ZM164 8H165V6H163ZM170 8H171V5L169 6ZM204 7V6H203ZM228 7V6H227ZM230 7H231V5H230ZM236 8H238L237 6H235ZM234 7V8H235ZM249 7V6H248ZM247 7V8H248ZM256 9L258 8V6H254ZM259 7H260V5H259ZM262 7H260L261 8V10H264V9H262ZM33 9V10H35V11H37L36 9ZM56 8V7H55ZM66 8V7H65ZM64 8V9H65ZM71 8V7H70ZM97 8H99V7H97ZM101 8V9H102ZM105 8H103V9H105ZM183 8V7H182ZM200 8V7H199ZM198 8V9H199ZM210 8H211V6H210ZM244 8H246V7H244ZM251 8V7H250ZM250 8H248V12H250L249 11V9ZM37 9H39V8H37ZM45 9H47V7H45ZM45 9H43L44 11H45ZM50 9V8H49ZM64 9H62V12H63V10ZM68 9V11H70L69 10V7L67 8ZM66 9V10H67ZM73 9V8H72ZM75 9V8H74ZM79 9H81V8H79ZM89 9V8H88ZM95 9V8H94ZM93 9V10H94ZM113 9V8H112ZM118 9V8H117ZM124 9V8H123ZM135 9V8H134ZM152 9V8H151ZM151 9H149V10H151ZM163 9V8H162ZM162 9H161V11H162ZM179 9H180V7H179ZM190 9H193V6H192V8H190ZM189 9V10H190ZM212 9H214V8H212ZM211 9V10H212ZM223 9V8H222ZM221 9V10H222ZM242 9V8H241ZM252 9H253V5H252ZM256 9H254V11L256 10ZM31 10V9H30ZM30 10L29 9H27V11H25V16L27 17V14L28 15H30L29 14V12H30ZM33 10H31V11H33ZM40 10V9H39ZM39 10H38V12H39ZM75 10H78V9H75ZM82 10V9H81ZM81 10H78V11H81ZM106 10V9H105ZM108 10V9H107ZM109 10H111V8H109ZM116 9H114V11H115ZM125 10V9H124ZM184 10V9H183ZM183 10H182V13H183ZM210 10V9H209ZM216 10V9H215ZM245 10V9H244ZM244 10H242V11H244ZM251 10V9H250ZM40 11H42V10H40ZM59 11H61V9L59 10ZM77 11V12H78ZM84 11V10H83ZM92 11V10H91ZM96 11H98V10H96L95 9V12ZM103 11V13H104V10H102ZM126 11V13L128 12L129 14H130V11H127V10H125ZM124 11V12H125ZM156 11V10H155ZM158 11H160L159 9H158ZM168 11H170L169 9H168ZM175 11V10H174ZM178 11V10H177ZM198 11V10H197ZM203 11H205V9L203 10ZM208 11V10H207ZM220 11V10H219ZM235 11V10H234ZM253 11V10H252ZM257 11H259V10H256V12ZM43 12V11H42ZM53 13H54V9H53V11H52ZM57 12H58V9H57ZM65 12V11H64ZM63 12V13H64ZM74 12V11H73ZM73 12H71V13H73ZM94 12V11H93ZM106 13H107V11H105ZM110 12H112V10L110 11ZM117 12H119V11H117ZM121 12V11H120ZM132 12V11H131ZM165 12H167V11H165ZM192 11H190V13H191ZM194 12V11H193ZM215 12V11H214ZM226 12V11H225ZM239 12V11H238ZM261 12V11H260ZM260 12H257V13H260ZM27 13V14H26ZM35 13H37V12H35ZM34 13V14H35ZM43 13H45V12H43ZM50 14H51V12H49ZM75 13L76 12H74L73 14H72V16L74 17V15H75ZM78 13H81V12H78ZM82 13H84V12H82ZM86 13H89V11L87 10L86 11ZM101 13V12H100ZM102 13V14H103ZM123 13V12H122ZM127 13V14H128ZM140 13V12H139ZM181 13V14H182ZM190 13H189V15H190ZM198 13V12H197ZM204 13V12H203ZM224 13V12H223ZM229 13V12H228ZM231 13H233V12H231ZM242 13V12H241ZM243 13H246V12H243ZM252 13V12H251ZM253 13H255V12H253ZM38 14V13H37ZM36 14V15H37ZM39 14H40V12H39ZM42 14V13H41ZM47 14H48V11H47ZM49 14V15H50ZM69 14V13H68ZM85 14V13H84ZM92 13H90V15H91ZM108 14V13H107ZM110 14H114L113 12L112 13H110ZM109 14V16H111ZM125 14V13H124ZM133 14V13H132ZM158 14V13H157ZM156 14V15H157ZM166 14H168V12L166 13ZM192 14H194V13H192ZM191 14V17L193 16ZM201 14H202V11H201ZM230 14V13H229ZM233 14H235V12L233 13ZM248 15H250L249 13H247ZM262 14H264V13H262ZM262 14H260V15H262ZM22 15V14H21ZM43 15H45V14H43ZM51 15H53V14H51ZM71 15V14H70ZM70 15H69V17H70ZM82 15V17L84 16L83 14H81ZM119 15V14H118ZM120 15H122V14H120ZM119 15V16H120ZM137 15H138V13H137ZM161 14H158L157 16V18H159V16H160ZM172 15V14H171ZM182 15H184V14H182ZM195 15V14H194ZM203 15V14H202ZM222 15V14H221ZM226 15V14H225ZM237 15V14H236ZM242 15V14H241ZM246 15V14H245ZM244 15V16H245ZM248 15H247V17H248ZM252 15V14H251ZM250 15V16H251ZM32 16V15H31ZM35 16V15H34ZM40 16V15H39ZM39 16H38V18H39ZM46 16V15H45ZM53 16H55V15H53ZM59 16V15H58ZM57 16V17H58ZM64 16V15H63ZM76 16V15H75ZM80 16V15H79ZM100 16H101V14H100ZM115 16V15H114ZM130 16V15H129ZM128 16V17H129ZM187 16H188V14H187ZM231 16V15H230ZM234 17H236L235 15H233ZM243 16V15H242ZM255 16V15H254ZM60 17V16H59ZM65 17H67V15L65 14ZM72 17V18H73ZM102 17L104 18V15H102ZM102 17H101V19H102ZM112 17H113V15H112ZM118 17V16H117ZM123 17V16H122ZM124 17H126V16H124ZM123 17V18H124ZM132 17V16H131ZM130 17V18H131ZM152 17V16H151ZM150 17V18H151ZM155 17V16H154ZM172 16H170V13H169V18H171ZM186 17V16H185ZM185 17H184V20H185ZM189 17V16H188ZM195 17L197 18L198 16L197 15H195ZM200 17V16H199ZM210 17V16H209ZM233 17V18H234ZM246 17V16H245ZM253 17V15L251 16V17H249V19L250 18H252ZM29 18V17H28ZM33 18H37V17H33ZM72 18H70V19H72ZM75 18V17H74ZM95 18H97V17H95ZM94 18V19H95ZM116 18V17H115ZM129 18V19H130ZM149 18V17H148ZM201 18V17H200ZM217 18V17H216ZM219 18H221V17H219ZM226 18V17H225ZM232 18V19H233ZM262 18H263V16H262ZM53 19H54V17L52 18V21H53ZM81 19V18H80ZM94 19H92V20H94ZM98 19V18H97ZM99 19H100V17H99ZM100 19V20H101ZM108 19V18H107ZM122 19V18H121ZM128 19V18H127ZM140 18H138V20H139ZM166 19V18H165ZM168 19V18H167ZM178 19V18H177ZM176 19V20H177ZM243 19H245V20H247V21H249V19H247V18H243ZM38 20V19H37ZM59 20V19H58ZM64 20V19H63ZM62 20V21H63ZM104 20H106L105 18L103 19V21ZM109 20H110V17H109ZM108 20V21H109ZM118 20H120V19H118ZM137 20V21H138ZM145 20V19H144ZM150 19H148L147 21H149ZM174 21H175V19H173ZM187 20V19H186ZM195 20V19H194ZM197 20H199V19H197ZM209 20V19H208ZM211 20V19H210ZM213 20V19H212ZM221 20V19H220ZM251 20V19H250ZM259 21L261 20V19H258ZM34 21V20H33ZM54 21H55V19H54ZM60 21H61V19H60ZM73 21H74V19H73ZM96 21V20H95ZM98 21V23H99V20H97ZM110 21H112V20H110ZM115 21H117V20H115ZM114 20H113V22H115ZM122 21H123V19H122ZM151 21V20H150ZM206 22H207V19L205 20ZM219 21V20H218ZM241 21H243V20H241ZM253 21V20H252ZM29 22V21H28ZM37 22V21H36ZM42 22V21H41ZM40 22V23H41ZM66 22V21H65ZM74 22H77V21H74ZM74 22H72V24L76 27V24L74 23ZM82 22V21H81ZM139 22V21H138ZM177 22V21H176ZM191 22V21H190ZM193 22V21H192ZM196 22V21H195ZM209 22V21H208ZM223 22H226V21H222V23ZM240 22V21H239ZM245 22V21H244ZM250 22V21H249ZM255 22V21H254ZM29 23H31V22H29ZM56 23V22H55ZM63 23V22H62ZM69 23V22H68ZM91 23V22H90ZM92 23H93V21H92ZM96 23V22H95ZM95 23H93V25H95ZM102 23V22H101ZM116 24H117V22H115ZM130 23V22H129ZM133 23V22H132ZM148 23V22H147ZM171 24V22H168L167 24ZM179 24H180V27H181V24L182 23H180V22H178ZM187 23H189V22H187ZM201 23V22H200ZM229 23V22H228ZM247 24H248V22H246ZM35 24V23H34ZM52 24H54L53 22H52ZM58 24H60V23H58ZM79 25L80 24H82V23H78ZM84 24V23H83ZM86 24V23H85ZM106 24V23H105ZM174 24V23H173ZM178 24V25H179ZM190 24H192V23H190ZM197 24V23H196ZM199 24V23H198ZM197 24V25H198ZM205 24V23H204ZM225 24V23H224ZM223 24V25H224ZM227 24V23H226ZM234 24H235V22H234ZM233 24V25H234ZM243 24V23H242ZM241 24V25H242ZM245 24V23H244ZM255 24V23H254ZM56 25V24H55ZM54 25V27H56ZM69 25V24H68ZM68 25H66L67 27H70V26H72L71 24H70V26H68ZM87 25H89V23H87ZM87 25H85L86 27H87ZM103 25V24H102ZM111 25V24H110ZM110 25H109V27H110ZM147 25V24H146ZM149 25V24H148ZM196 25V26H197ZM203 25V24H202ZM232 25V26H233ZM249 25H252V24H249ZM248 25V26H249ZM53 26V25H52ZM51 26V27H52ZM63 26H64V23H63ZM83 26V25H82ZM84 26V27H85ZM90 26V25H89ZM116 26V25H115ZM134 26V25H133ZM141 26H142V23H140V28H141ZM174 26H176V25H174ZM226 27H227V25H225ZM235 26H236V24H235ZM243 26V25H242ZM245 26V25H244ZM264 26V25H263ZM41 27H43V26H41ZM77 27H78V25H77ZM76 27V28H77ZM80 27V26H79ZM100 27V26H99ZM124 27V26H123ZM216 27V26H215ZM230 27V26H229ZM246 27V26H245ZM244 27V28H245ZM48 28V27H47ZM57 28V27H56ZM55 28V29H56ZM62 28V27H61ZM60 28V29H61ZM71 28H73V27H71ZM88 29L90 28V27H87ZM94 28V27H93ZM114 28V27H113ZM112 28V30H116V28H117V26H116V28L115 29H113ZM131 28V27H130ZM168 28H170V27H168ZM172 28V27H171ZM236 28H237V26H236ZM240 28H241V26H240ZM257 28V27H256ZM63 29H64V27H63ZM62 29V30H63ZM67 29V28H66ZM69 29V28H68ZM67 29V30H68ZM74 29V28H73ZM78 29L79 28H77L76 30H77V32H79L78 31ZM81 29V28H80ZM79 29V30H80ZM82 29H84L83 27H82ZM109 28L107 27L106 28V30H108ZM118 29V28H117ZM124 29V28H123ZM135 29H136V27H135ZM137 29H139L138 27H137ZM142 29V28H141ZM156 29V28H155ZM164 29V28H163ZM177 29V28H176ZM175 29V30H176ZM204 29H208V27L207 28H204ZM216 29V28H215ZM214 29V30H215ZM230 29V28H229ZM242 29V28H241ZM247 29V28H246ZM253 29V28H252ZM61 30V31H62ZM65 30V29H64ZM64 30H63V33L65 34V32H64ZM93 30V29H92ZM100 30H102V28H100ZM99 30V31H100ZM119 30H121V29H119ZM143 30H145V29H143ZM167 30V29H166ZM183 30V29H182ZM212 30V29H211ZM210 30V31H211ZM219 30H221V29H219ZM248 30H249V28H248ZM250 30H251V27H250ZM250 30H249V33L251 34L252 33V31L250 32ZM57 31H58V29H57ZM69 31H70V29H69ZM68 31V32H69ZM75 31V30H74ZM82 32H83V30H81ZM108 31H110V30H108ZM127 31V30H126ZM136 31V30H135ZM146 31V30H145ZM169 32H173V30L172 31H170V30H168ZM209 31V32H210ZM228 31V30H227ZM236 31V30H235ZM242 31V30H241ZM245 31V30H244ZM41 32V33H40ZM59 32V31H58ZM87 32V31H86ZM89 32V31H88ZM92 32V31H91ZM96 32H97V30H96ZM111 32V31H110ZM110 32H108V34H110ZM113 32V31H112ZM119 32V31H118ZM117 32V33H118ZM130 32V31H129ZM133 32V31H132ZM131 32V33H132ZM179 32H180V30H179ZM206 32V31H205ZM232 32H234V31H232ZM246 32V31H245ZM244 32V33H245ZM258 32V31H257ZM264 32V31H263ZM46 33V32H45ZM53 33V32H52ZM52 33H51V35H52ZM55 33H57L56 31H55ZM60 33V32H59ZM59 33H58V35H57V38H55L54 36H52V38L51 39H53V37H54V41H55V39H56V42L57 41H60V40H57L58 38H60V36H59ZM71 33H72V29H71ZM70 33V34H71ZM79 33H81V32H79ZM105 33V32H104ZM114 33V32H113ZM126 33V32H125ZM138 33V32H137ZM187 33H189L188 31H187ZM221 33V32H220ZM231 33V32H230ZM68 35H69V37L71 38V36L73 37V35H71L70 36V34L69 33H67ZM75 34V33H74ZM83 34V33H82ZM106 34V33H105ZM146 34H148V33H146ZM167 34V33H166ZM169 34V33H168ZM172 34V33H171ZM175 34H176V32H175ZM210 34L212 35L213 33H211L210 32ZM222 34H224V33H222ZM234 34H235V32H234ZM239 34V33H238ZM241 34V33H240ZM239 34V35H240ZM63 35V34H62ZM81 35V34H80ZM83 35H85V34H83ZM83 35H82V37H83ZM93 35V34H92ZM107 35V34H106ZM114 35V34H113ZM136 35V34H135ZM142 35V34H141ZM216 34L214 33V36H215ZM226 36H227V34H225ZM236 35H237V32H236ZM238 35V38L240 37ZM244 35H246V34H243L241 37H245ZM252 35V34H251ZM59 36V37H58ZM86 36V35H85ZM85 36H84V39H82V41H87L86 39H85ZM93 36H95V35H93ZM110 36L113 38L114 36H112L111 34H110ZM134 36V35H133ZM154 36V35H153ZM166 36V38H167V35H165ZM169 36V35H168ZM174 36V35H173ZM179 36V35H178ZM210 36V35H209ZM232 36H233V33H232ZM246 36H248V35H246ZM64 37H66V34H65V36H63L62 38H64ZM68 37V36H67ZM68 37V39H70ZM75 37H76V35H75ZM81 36H79L78 38H80ZM145 37V36H144ZM150 37V36H149ZM148 37V38H149ZM162 37H164V35L162 36ZM161 36H160V40L161 39H163ZM170 37H172V36H170ZM188 37V36H187ZM190 37V36H189ZM205 37H208L207 35L205 36ZM218 37V36H217ZM234 37V36H233ZM49 38H50V36H49ZM78 38H75V41H77L76 39H78ZM111 38V39H112ZM151 38V37H150ZM155 38V37H154ZM153 38V39H154ZM166 38H164L165 40H166ZM173 38V37H172ZM209 38V37H208ZM207 38V39H208ZM215 38H216V36H215ZM248 38H249V36H248ZM61 39V38H60ZM65 39V38H64ZM93 39V38H92ZM95 39V38H94ZM118 39V38H117ZM168 39V38H167ZM236 39V38H235ZM242 39V38H241ZM243 39H246V38H243ZM52 40V41H53ZM74 40V39H73ZM89 40V39H88ZM96 40V39H95ZM94 40V41H95ZM119 40V39H118ZM145 40V39H144ZM165 40H163V41H165ZM170 40H172L171 38H170ZM249 40V39H248ZM247 39H246V41L245 40H240V38H239V41L241 42V41H245V42H247L248 41ZM262 40V39H261ZM260 40V41H261ZM65 41V40H64ZM66 41H68L67 40V38H66ZM74 41V42H75ZM93 41V42H94ZM96 41H98V40H96ZM112 41V40H111ZM151 41V44H152V40H150ZM162 41V40H161ZM169 41V40H168ZM236 40H234V42H235ZM78 43L77 44H79V42H80V40L79 41H77ZM88 42V41H87ZM90 42H92V41H90ZM110 42V41H109ZM158 42V41H157ZM166 42V44H167V40L165 41ZM59 43V42H58ZM61 43V42H60ZM84 42H82L80 45H83V48H85V46H84V44L85 45H87V46H89L90 44H93V43H84ZM98 43H100V42H98ZM97 43V44H98ZM105 43H106V41H105ZM156 43V42H155ZM169 43H171V42H169ZM168 43V44H169ZM174 43V42H173ZM201 43V42H200ZM236 43H238V42H236ZM249 43V42H248ZM114 44V43H113ZM160 44H161V42H160ZM243 44V43H242ZM247 44V43H246ZM250 44V43H249ZM58 46H59V44H57ZM57 45H55V46H57ZM61 45V44H60ZM80 45H79V47H80ZM94 45H96V44H94ZM100 45V44H99ZM158 45V44H157ZM177 44H175V46H176ZM182 45V47H183V44H181ZM204 45V44H203ZM239 45V44H238ZM248 45V44H247ZM247 45H246V49L248 48L247 47ZM250 45H252V44H250ZM255 45H257V43L255 44ZM75 46H77V45H75ZM103 46V45H102ZM109 46V45H108ZM108 46H106V47H108ZM169 46V45H168ZM171 46V45H170ZM169 46V49L171 48ZM212 46H213V44H212ZM233 47H235L234 45H232ZM61 46H59V47H55V48H57V50H58V48H60ZM62 47H63V45H62ZM78 47V48H79ZM99 47V46H98ZM147 47V46H146ZM158 47V46H157ZM166 47V46H165ZM199 47V46H198ZM214 47V46H213ZM231 47V46H230ZM232 47V48H233ZM253 47H254V45H253ZM74 48V47H73ZM81 48H82V46H81ZM91 48H94V47H91ZM90 48V49H91ZM104 48V47H103ZM161 48H163V47H161ZM185 48H186V46H185ZM196 48V47H195ZM218 48V47H217ZM216 48V49H217ZM236 48V47H235ZM63 49V48H62ZM68 49H67V53H68ZM88 49H89V47H88ZM87 49V50H88ZM95 50L97 49V48H94ZM92 50L93 51V53H95L96 51L95 50ZM105 49V48H104ZM104 49H102V50H104ZM150 48H148V50H149ZM164 49V48H163ZM172 49V48H171ZM174 49V48H173ZM197 49V48H196ZM198 49H200V48H198ZM205 49V47L203 48V50ZM224 49V48H223ZM234 49V48H233ZM242 49L244 50V48L242 47ZM249 49V48H248ZM75 50V49H74ZM78 50V49H77ZM77 50H75L76 52H78ZM102 50H101V53H102ZM185 50V49H184ZM187 50V49H186ZM239 50V49H238ZM60 51V50H59ZM61 51H63V50H61ZM65 51V50H64ZM95 51V52H94ZM107 51H108V49H107ZM106 51V52H107ZM153 51H155V50H153ZM172 51V50H171ZM199 51V50H198ZM197 51V52H198ZM200 51H202V50H200ZM199 51V52H200ZM206 51V50H205ZM224 51V50H223ZM226 51V50H225ZM235 51V50H234ZM237 51V50H236ZM249 51H251L250 49H249ZM248 51V52H249ZM257 52H258V50H256ZM255 51V52H256ZM84 52V51H83ZM155 52H157V51H155ZM162 52V51H161ZM193 52V51H192ZM198 52V53H199ZM208 53H209V51H207ZM238 52V51H237ZM247 52V53H248ZM252 52H253V50H252ZM103 53H105L104 51H103ZM177 53V52H176ZM188 53V52H187ZM227 53V52H226ZM226 53H224V54H222L221 53V55L220 56H223V55H225ZM228 53H230V51L228 52ZM235 53V52H234ZM245 53H246V50H245ZM244 53V55H246ZM259 53V52H258ZM64 54H66V53H64ZM70 54V53H69ZM74 54H76V55H78L77 53H75L74 52ZM81 54V53H80ZM83 54H86V52L85 53H83ZM89 54V53H88ZM100 54V53H99ZM115 54H117V53H115ZM160 54H162V53H160ZM172 54H173V52H172ZM182 54V53H181ZM199 54H201V53H199ZM198 54V55H199ZM203 54H205V53H202V56H199V59H200V57L201 58H204V56H203ZM207 54V53H206ZM205 54V55H206ZM218 54V53H217ZM240 54V53H239ZM242 54V53H241ZM240 54V55H241ZM250 54V53H249ZM255 54V53H254ZM257 54V53H256ZM263 54V53H262ZM261 54V55H262ZM102 55H104V54H102ZM101 54H100V56H102ZM106 55L107 54H105V58H106ZM180 55V54H179ZM178 55V56H179ZM65 56H67V55H65ZM87 56V55H86ZM95 56V55H94ZM97 56V55H96ZM196 56V55H195ZM226 56V55H225ZM231 56V55H230ZM234 56V55H233ZM232 56V57H233ZM237 56H239V55H237ZM254 56V55H253ZM262 56H264V55H262ZM75 57V56H74ZM84 57H85V55H84ZM89 57H90V54H89ZM138 57V56H137ZM146 57V56H145ZM160 57H161V55H160ZM185 57H186V55H185ZM194 56H192L191 58H193ZM212 57V56H211ZM217 57V56H216ZM216 57H215V59H216ZM224 57V56H223ZM227 57H229V56H227ZM83 58V57H82ZM86 58V57H85ZM95 58V57H94ZM94 58H93V61H92V58H90L91 59V61L89 60V59H87V60H89L90 62H89V64L90 63H92V62H94ZM110 58V57H109ZM129 58V57H128ZM188 58V57H187ZM190 58V59H191ZM195 58V57H194ZM193 58V59H194ZM196 58H198V57H196ZM209 58V57H208ZM231 58V57H230ZM240 58V57H239ZM241 58H242V56H241ZM240 58V59H241ZM246 58V57H245ZM97 58H95V60H96ZM101 59V58H100ZM199 59H197V60H199ZM212 59H214V58H212ZM212 59H208V60H211L210 61V63L212 62ZM215 59H214V61H215ZM220 59V58H219ZM222 59H224V58H221V60ZM234 59V58H233ZM243 59H244V57H243ZM243 59H241L242 61H243ZM246 59H248V58H246ZM245 59V60H246ZM84 60H86V59H82V61H84ZM99 60V59H98ZM102 60H104V59H102ZM149 60H151V59H149ZM161 60H162V57H161ZM192 60V59H191ZM196 60V61H197ZM202 60V59H201ZM204 60V59H203ZM202 60V61H203ZM206 57H205V62H206ZM225 60V59H224ZM244 60V62H242V63H246L247 64V62ZM261 60H262V57H261ZM108 61H111V60H107L106 62L108 63ZM190 61V60H189ZM201 61V62H202ZM213 61V62H214ZM216 61H217V59H216ZM215 61V62H216ZM233 61V60H232ZM240 60L238 59V62H239ZM248 61V60H247ZM258 61H260V60H258ZM88 62V61H87ZM100 62V61H99ZM102 62V61H101ZM112 62V61H111ZM153 62H154V60H153ZM162 62V61H161ZM195 62V61H194ZM217 62H219V61H217ZM221 62V61H220ZM219 62V63H220ZM227 62V61H226ZM229 62V61H228ZM227 62V63H228ZM80 63H81V61H80ZM95 63V62H94ZM103 63H105V60H104V62H102V64ZM113 63V62H112ZM122 63H123V61H122ZM152 63V62H151ZM182 63H183V61H182ZM196 63V62H195ZM202 63H204V62H202ZM202 63H201V65H202ZM219 63H218V65H219ZM230 63H231V61H230ZM251 63V62H250ZM263 63V62H262ZM100 65V63H98L97 62V65ZM101 64V65H102ZM106 64V63H105ZM105 64H103V65H105ZM191 64H192V61H191ZM197 64H198V62H197ZM206 64H208V63H206ZM211 64H213V63H211ZM216 64V63H215ZM221 64V63H220ZM261 64V63H260ZM264 64V63H263ZM263 64H261V65H263ZM82 65V64H81ZM80 65V66H81ZM98 65V66H99ZM108 65V64H107ZM118 65H119V63H118ZM131 65H133V64H131ZM155 63H154V67H155ZM159 65H161L160 63H159ZM183 65V64H182ZM204 65V64H203ZM234 65V64H233ZM239 65V64H238ZM238 65H237V67H238ZM257 65V64H256ZM85 66H86V64H85ZM110 66V65H109ZM116 66V65H115ZM120 66V65H119ZM189 67H191V65H188ZM208 66H209V64H208ZM223 66V65H222ZM257 66H259V65H257ZM84 67V66H83ZM101 67V66H100ZM104 67H106V66H104ZM112 67V66H111ZM116 67H118V66H116ZM158 67H160V66H158ZM193 67V66H192ZM206 67H207V65H206ZM205 67V68H206ZM213 67V66H212ZM211 67V68H212ZM214 67H216V66H214ZM221 67V66H220ZM224 67V66H223ZM241 67V66H240ZM246 67V66H245ZM245 67H243V69L245 68ZM252 67V66H251ZM254 67H255V65H254ZM54 68H52V69H54ZM79 68H81V69H79ZM89 68V67H88ZM96 68H97V66H96ZM160 68H163L162 66L160 67ZM164 68H165V66H164ZM197 68V67H196ZM210 68V69H211ZM226 68V67H225ZM225 68L223 69V70H225ZM260 68V67H259ZM90 69V68H89ZM94 69V68H93ZM107 69V70H106ZM114 69V68H113ZM116 69V70H115ZM114 70H115V72L117 71V68H115ZM132 69V68H131ZM150 69V68H149ZM153 68L151 67V70H152ZM154 69H156V68H154ZM195 69V68H194ZM193 69V70H194ZM203 69V68H202ZM221 69V68H220ZM234 69H237V68H234ZM242 69V68H241ZM256 69H258V67L256 68ZM263 69H264V67H263ZM47 71H48V69H46ZM83 70V69H82ZM85 70V69H84ZM88 70V69H87ZM94 70H96V69H94ZM93 70V71H94ZM103 70L104 69H102L101 70V74L103 73V75L102 76H104V73L105 72H103ZM105 70L106 71H108V72H110L109 71V69L106 67L105 68ZM118 70H119V68H118ZM148 70V69H147ZM162 70V69H161ZM161 70H158V71H161ZM192 70V71H193ZM207 70H208V68H207ZM214 70H215V68H214ZM214 70H211V72L213 73V71ZM232 72L231 73H233L234 71H233V67H232ZM90 71V70H89ZM92 71V70H91ZM100 71V70H99ZM111 71H113V70H111ZM209 71V70H208ZM208 71H207V73H208ZM218 70H216V72H217ZM236 71V70H235ZM255 71V70H254ZM260 71H263V70H261L260 69ZM63 72H61V73H63ZM88 72V71H87ZM95 72V71H94ZM96 72H98V71H96ZM114 72V71H113ZM119 72V71H118ZM121 72V71H120ZM210 72V71H209ZM229 72V74H231ZM54 73V71L52 70V74ZM57 73V72H56ZM65 73H64V75H65ZM90 73V72H89ZM122 73V72H121ZM159 73V72H158ZM191 73V72H190ZM202 73H205V72H202ZM219 73H221V72H219ZM218 73V74H219ZM224 73H225V75H226V71H224ZM256 73V71L254 72V74ZM111 73H107V78L109 77L108 75H110ZM113 74H116V73H112V75ZM122 74H124V73H122ZM121 74V75H122ZM126 74V73H125ZM128 74V73H127ZM126 74V75H127ZM199 74V73H198ZM217 74V75H218ZM234 74H235V72H234ZM253 74V75H254ZM258 74V73H257ZM256 74V75H257ZM264 74V73H263ZM65 75V76H66ZM92 75V74H91ZM111 75V76H112ZM120 75V74H119ZM126 75H124V79H126L125 78V76ZM130 75V74H129ZM133 75V74H132ZM148 75V74H147ZM195 75V74H194ZM202 76H203V74H201ZM200 75V76H201ZM206 75V74H205ZM211 75V74H210ZM224 75V74H223ZM222 75V73H221V77L223 76ZM231 75H233V74H231ZM261 75V74H260ZM93 76V75H92ZM101 76V77H102ZM106 76V75H105ZM104 76V77H105ZM141 76V75H140ZM145 76V75H144ZM156 76V75H155ZM193 76V75H192ZM209 76V75H208ZM234 76V75H233ZM60 77H62V75H60ZM114 77V76H113ZM112 77V78H113ZM118 78V76H115V78ZM121 77V76H120ZM119 77V78H120ZM122 77H123V75H122ZM132 76L130 75V78H131ZM161 77V76H160ZM207 77V76H206ZM232 77V76H231ZM252 77H254V76H252ZM57 78V77H56ZM55 78V79H56ZM59 78V77H58ZM69 78V77H68ZM71 78H69V79H71ZM97 78V77H96ZM112 78L110 79L109 78V80L110 81H112ZM115 78H113V79H115ZM118 78V79H119ZM133 78H135V75H134V77H132L131 79H132V81H134L133 80ZM190 78H191V76H190ZM208 78H210V77H208ZM236 78H238V77H236ZM236 78L234 77V82L236 81ZM94 79V78H93ZM118 79H117V81H118ZM123 79V78H122ZM122 79H120V80H122ZM145 79V78H144ZM218 79H221V78H217L216 79V81L218 80ZM262 79H263V77H262ZM72 80V79H71ZM95 80H97L98 82H100L98 79H95ZM108 80V79H107ZM128 80V79H127ZM127 80H125V81H127ZM135 80H136V78H135ZM176 80V79H175ZM178 80H180V79H178ZM178 80H177V82H178ZM191 80V79H190ZM192 80H193V78H192ZM201 80V79H200ZM199 80V81H200ZM210 80H212L211 78H210ZM256 80V79H255ZM65 81V82H66ZM94 81V80H93ZM117 81H115L116 83H117ZM130 81V80H129ZM151 81V80H150ZM168 82H170V80H167ZM167 81L165 82V86H166V83H167ZM203 81V80H202ZM213 81V80H212ZM219 81V80H218ZM222 81H224V80H222ZM254 81V80H253ZM73 82V81H72ZM89 82V83H90ZM98 82H97V84H98ZM115 82H114V84H111V86H115ZM119 82V81H118ZM154 82V81H153ZM176 82V81H175ZM176 82V83H177ZM193 82V81H192ZM198 82V81H197ZM215 82V81H214ZM227 82V81H226ZM225 82V83H226ZM237 82V81H236ZM235 82V83H236ZM240 82V81H239ZM257 82V81H256ZM259 82V81H258ZM257 82V83H258ZM65 85H63V84ZM95 83V82H94ZM102 83H104V82H102ZM107 83V82H106ZM106 83H104L102 86H104ZM108 83H112V82H109L108 81ZM107 83V84H108ZM127 83V82H126ZM125 83V84H126ZM131 83V82H130ZM132 83H134V82H132ZM160 83H162V81L160 82ZM213 83V82H212ZM106 84V85H107ZM121 85V82L120 83H118V85ZM128 84V83H127ZM163 84H164V82H163ZM168 84V83H167ZM193 84V83H192ZM216 84V83H215ZM214 84V85H215ZM220 84H221V80H220ZM222 84H223V82H222ZM227 84V83H226ZM229 84V83H228ZM236 84H238V82L236 83ZM261 84V83H260ZM76 85V84H75ZM89 85H91V84H89ZM95 86V88L97 87V85H95V84H92V86ZM99 85V84H98ZM110 85V84H109ZM109 85L108 86H106V87H109ZM117 85V86H118ZM130 85V84H129ZM128 85V86H129ZM135 85V84H134ZM148 85V84H147ZM154 85V84H153ZM160 85V84H159ZM179 85V84H178ZM177 85V86H178ZM196 84L194 83V85L193 86H195ZM224 85V84H223ZM230 85V84H229ZM259 85V84H258ZM263 85V84H262ZM73 86V85H72ZM82 86V85H81ZM93 86V87H94ZM113 86V87H114ZM126 85H122V86H118L116 89H112V87H110V89L109 88H106V89H109V90H103V88L100 90V88L99 87H101V86H99L98 88V90H96V89H94V90H96V92H95V94H97V95H102V98H103V94H106V96H107V98L109 97V99L111 100V101H113V102H118V104L119 103H129L130 102V100L132 101L133 99H135L136 100V98H133L132 99V97L133 96H135L136 95V97L138 98V95L137 94H141V93H139L140 92V90H139V92L137 91V92H135V94L133 93H131L130 91H128L129 89L128 88H126L125 87ZM127 86V87H128ZM131 86V85H130ZM136 86V85H135ZM141 86H142V83H141ZM140 85H139V88L141 89V88H143V90H144V88H145V90H147V89H149V87L146 89V87H141ZM172 86V85H171ZM170 86V88H169V86H168V88H169V90L170 91H172L173 90V88ZM176 86V85H175ZM174 86V87H175ZM198 86V85H197ZM200 86H201V84H200ZM199 86V87H200ZM228 86V85H227ZM235 86V85H234ZM237 86V85H236ZM239 86V85H238ZM255 86V85H254ZM253 86V88H255ZM261 85H259L258 87H260ZM78 87V86H77ZM77 87L75 86V88L77 89ZM93 87H92V90H93ZM157 87V86H156ZM155 87V88H156ZM202 87H203V84H202ZM215 87V86H214ZM224 87V86H223ZM222 87V88H223ZM229 87H231V85L229 86ZM228 87V88H229ZM256 87H257V85H256ZM85 88H87V87H85ZM90 88V87H89ZM138 87H136V89H137ZM154 88V87H153ZM167 88V89H168ZM171 88H172V90H171ZM189 88V87H188ZM196 87H194V89H195ZM198 88V87H197ZM209 88V87H208ZM207 88V89H208ZM74 89V88H73ZM91 89V88H90ZM162 89V88H161ZM165 89V88H164ZM163 89V91H165ZM175 89H177V87H175ZM194 89L192 90V91H194ZM204 89V88H203ZM214 89V88H213ZM217 89H218V87H217ZM225 89L227 90V88L225 87ZM240 89V88H239ZM243 89V88H242ZM258 89V88H257ZM260 89H261V87H260ZM75 90V89H74ZM80 90V89H79ZM82 90V89H81ZM135 90V89H134ZM142 90V91H143ZM178 91H180L179 90V88L177 89ZM196 90V89H195ZM198 90V89H197ZM209 90V89H208ZM207 90V91H208ZM211 90V89H210ZM223 90V89H222ZM231 90H232V87H231ZM76 91V90H75ZM74 91V92H75ZM91 91V90H90ZM89 91V92H90ZM148 91V90H147ZM151 91H152V89H151ZM154 91V90H153ZM177 91V92H178ZM201 91H203L202 89H201ZM206 91V92H207ZM224 91V90H223ZM230 91V90H229ZM238 91H240V90H238ZM250 91V90H249ZM76 92H79L78 90L76 91ZM93 92V91H92ZM93 92V93H94ZM149 92V91H148ZM147 92V93H148ZM173 92H176V91H174L173 90ZM181 92V91H180ZM183 92V91H182ZM182 92L180 93V94H178L177 93V96L179 95H181L182 94ZM198 92V91H197ZM228 92V91H227ZM231 92V91H230ZM229 92V93H230ZM241 92V91H240ZM91 93V92H90ZM166 93V92H165ZM168 93V92H167ZM170 93V92H169ZM172 93V92H171ZM192 93V92H191ZM199 94H197V95H200V91L198 92ZM203 93V92H202ZM201 93V94H202ZM211 93V92H210ZM225 93V92H224ZM234 93H235V96H236V93L237 92H235L234 91ZM83 94V93H82ZM87 94H89V93H87ZM150 94V93H149ZM153 94H154V92H153ZM186 94V93H185ZM215 94V93H214ZM239 94V93H238ZM257 94L258 93H256V97H257ZM261 94V93H260ZM260 94H258V95H260ZM80 95V94H79ZM97 95L95 96V98L97 97ZM133 95V96H132ZM142 95V94H141ZM163 95L165 96L166 94H164L163 93ZM169 95V94H168ZM171 95L172 94H170L169 95V97H171ZM203 95V94H202ZM206 95V94H205ZM217 95V94H216ZM222 95V94H221ZM242 95V94H241ZM83 95H80V97H82ZM88 96H90V95H88ZM94 96V95H93ZM140 96V95H139ZM144 96H147L146 94L145 95H143V98H144ZM155 96V95H154ZM159 96V95H158ZM176 96V95H175ZM178 96V97H179ZM182 96V95H181ZM193 96H194V94H193ZM212 96V95H211ZM228 96H229V94H228ZM227 96V97H228ZM246 96V95H245ZM261 96V95H260ZM152 97V96H151ZM150 97V98H151ZM156 97V96H155ZM168 97V96H167ZM167 97H165V98H167ZM194 97H196V96H194ZM198 97V96H197ZM196 97V98H197ZM200 97V96H199ZM198 97V98H199ZM208 97V96H207ZM231 97V96H230ZM240 97V96H239ZM83 98V97H82ZM86 98H87V95H86ZM85 98V99H86ZM97 98H99V97H97ZM100 98H101V96H100ZM141 97H139L137 100L139 101V99H140ZM147 98V97H146ZM157 98V97H156ZM155 98V99H156ZM174 98V96L172 95V99ZM180 98V97H179ZM179 98H177V99H179ZM187 98V97H186ZM201 98H203L204 99V96H202ZM210 98V97H209ZM222 97H220V99H221ZM233 98V97H232ZM241 98V97H240ZM240 98H238V96H237V98L236 99H240ZM258 98V97H257ZM257 98H256V100H257ZM92 99H93V97H92ZM142 99V98H141ZM152 99V101H153V99L154 98H151ZM163 99H164V97H163ZM168 99V98H167ZM175 99H176V97H175ZM175 99L173 100V101H175ZM200 99V98H199ZM205 99H207L208 100V98H205ZM214 99H218V98H216V97H214ZM259 99V98H258ZM262 99V98H261ZM143 100V99H142ZM159 100V99H158ZM188 100H189V98H188ZM188 100H185V103H186V101H188ZM210 100V99H209ZM219 100V99H218ZM222 100V99H221ZM231 100H233V99H231ZM235 100V99H234ZM255 100V99H254ZM255 100V101H256ZM75 101V100H74ZM73 101V102H74ZM160 101L161 100H159V103H160ZM168 101V100H167ZM170 101V100H169ZM172 101V100H171ZM171 101L169 102V103H171ZM179 101V100H178ZM177 101V102H178ZM182 101V100H181ZM181 101H179V105H176V104H174V103H171L172 105L174 104V105H176V107L174 108V110L177 108V106L179 107L180 106V104L181 103H183V102H181ZM193 101V100H192ZM220 101V100H219ZM241 101H242V99H241ZM255 101H254V105L256 104L255 103ZM88 102V101H87ZM90 102V101H89ZM176 102V101H175ZM176 102V103H177ZM188 102H190V101H188ZM195 102H196V100H195ZM212 102V101H211ZM214 102V101H213ZM217 102V101H216ZM245 102V104H246V101H244ZM243 102V103H244ZM249 102V101H248ZM264 102V101H263ZM75 103V102H74ZM165 103V102H164ZM196 103H198V102H196ZM209 103V102H208ZM215 103V102H214ZM217 103H219V102H217ZM217 103H215V104H217ZM221 103V102H220ZM235 103V105H236V107H237V105L239 104L240 105V103H238V100H237V102L235 101L234 102ZM236 103H238V104H236ZM243 103H241V104H243ZM0 104H1V102H0ZM93 104V103H92ZM132 104V103H131ZM137 104V103H136ZM244 104V105H245ZM68 105H69V103H68ZM133 105H134V103H133ZM163 105V104H162ZM170 105V104H169ZM187 105V104H186ZM186 105H184L185 107H186ZM226 105V104H225ZM263 105H264V103H263ZM92 106V105H91ZM98 106V105H97ZM164 107H166L165 106V104L163 105ZM183 105H181L180 107H181V109H182V111H183V108H185L184 106L182 107ZM189 106H190V104H189ZM188 106V107H189ZM203 106V105H202ZM214 106V104L211 106V107H213ZM218 106H220V104L218 105ZM256 106V105H255ZM262 106V105H261ZM102 107V106H101ZM160 107V106H159ZM162 107V106H161ZM168 107V106H167ZM166 107V108H167ZM174 107V106H173ZM179 107V108H180ZM199 107V106H198ZM207 107V106H206ZM217 107V106H216ZM243 107H245V106H243L242 105V107L241 108H243ZM89 108H91V107H89ZM103 108V107H102ZM187 108V107H186ZM193 108H195V107H193ZM200 108H202L201 106H200ZM218 108V107H217ZM225 108V107H224ZM223 108V109H224ZM255 108V107H254ZM129 109V110H130ZM162 109H163V107H162ZM169 109H170V107H169ZM172 109V108H171ZM171 109H170V111H171ZM198 108H195V110H197ZM203 109V108H202ZM209 109H211V108H208L207 110H209ZM222 109V108H221ZM231 109V108H230ZM233 109V108H232ZM232 109H231V112H232ZM238 109H239V107H238ZM244 109V108H243ZM162 112H161V111ZM165 110H168V108L167 109H165ZM173 110V111H174ZM178 111H179V109H177ZM191 110V109H190ZM189 110V111H190ZM192 110H194V109H192ZM191 110V111H192ZM205 110V109H204ZM206 110V111H207ZM213 110H216V109H214V107L211 109V112L213 111ZM254 110H256V108L254 109ZM88 111H91V112H94V109H93V111L92 110H88ZM96 111V110H95ZM101 111V110H100ZM182 111H180L179 113H176V112H174L173 114H179L180 115V117H182L181 116V112ZM185 111V110H184ZM187 111V110H186ZM191 111H190V113H191ZM205 111V112H206ZM217 111V110H216ZM234 111V110H233ZM260 111V110H259ZM0 112H1V110H0ZM3 112H1V114H3ZM90 112V113H91ZM209 112V111H208ZM211 112H210V114H211ZM214 113H215V111H213ZM227 112H229V110L227 111ZM226 111H225V113H222V114H225V115H228V114H226L227 113ZM237 112H239L238 110H237ZM261 112V111H260ZM259 112V113H260ZM68 113V112H67ZM76 113V114H77ZM89 113V112H88ZM98 113V112H97ZM104 113V112H103ZM185 113V112H184ZM183 113V114H184ZM187 113V112H186ZM185 113V114H186ZM192 113H193V111H192ZM197 113V112H196ZM218 113V112H217ZM230 113V112H229ZM99 114V113H98ZM105 114H107V113H105ZM105 114H103V115H105ZM170 115H171V112L169 113ZM175 114V115H176ZM198 114H199V112H198ZM234 114V113H233ZM235 114H237V113H235ZM261 114V113H260ZM263 114V113H262ZM95 115V117H96V114H94ZM165 115H168V114H165ZM191 115H193V114H191ZM203 115V114H202ZM209 115V114H208ZM207 115V116H208ZM212 116H213V113L211 114ZM211 115H209V119H210V117H211ZM215 115H216V113H215ZM214 115V116H215ZM229 115H231L232 116V114H229ZM229 115L227 116V117H229ZM245 115V114H244ZM264 115V114H263ZM67 116V115H66ZM91 116L93 117V115L91 114ZM99 116V115H98ZM97 116V117H98ZM101 116H102V114H101ZM101 116H100V118H101ZM118 116V115H117ZM119 116H121V115H119ZM125 116V115H124ZM123 116V117H124ZM189 117H190V115H188ZM196 116V115H195ZM198 116V115H197ZM200 116V115H199ZM199 116H198V119H200L199 118ZM217 116L218 117H221L220 115H218L217 114ZM222 116H224V115H222ZM238 116V115H237ZM237 116H234V117H237ZM239 116H241V114H239ZM260 116H262V115H260ZM96 117V118H97ZM122 117V116H121ZM169 117V116H168ZM172 117H173V115H172ZM175 117V116H174ZM177 117V116H176ZM180 117H177V119L179 118V120L180 119H182V118H180ZM184 117V116H183ZM186 117V116H185ZM193 117H194V115H193ZM264 117V116H263ZM262 117V118H263ZM3 118H4V114H3ZM6 118V117H5ZM72 118V117H71ZM75 118V117H74ZM73 118V119H74ZM90 118V117H89ZM105 118V117H104ZM188 118V117H187ZM186 118V119H187ZM190 118H192V116L190 117ZM196 118V117H195ZM214 118V117H213ZM212 117H211V119H213ZM223 118V117H222ZM232 118V117H231ZM238 118V117H237ZM237 118H236V121H237ZM242 117H240V119H241ZM261 118V117H260ZM7 119V118H6ZM176 119V120H177ZM185 119V118H184ZM194 119V118H193ZM233 119V118H232ZM231 119V120H232ZM244 119V118H243ZM9 120V121H10ZM98 120H99V118H98ZM162 120V119H161ZM189 120H192V119H189ZM206 120V119H205ZM219 120V119H218ZM226 120H228V119H226ZM225 120V121H226ZM247 120V119H246ZM258 120V119H257ZM2 120H0V122H1ZM5 121H7V120H5ZM100 122H102L101 121V119L99 120ZM168 120H166L165 122H167ZM169 121H171V120H169ZM175 121V120H174ZM174 121H172V123H174ZM182 121V120H181ZM194 121H197L196 119H194ZM204 121V120H203ZM232 121H234V120H232ZM245 121V120H244ZM252 121H254V120H252ZM259 121V120H258ZM3 122V121H2ZM179 122V121H178ZM189 122V121H188ZM187 122V126H188V124H190V123H188ZM193 122V120L191 121V123ZM218 122H222V120L221 121H218ZM229 122V120L226 122V123H228ZM240 122H241V120H240ZM239 122V123H240ZM7 123H9V122H7ZM160 123H161V121H160ZM169 123V122H168ZM183 123V122H182ZM196 122H194V124H195ZM212 123V122H211ZM213 123H214V121H213ZM225 123V122H224ZM225 123V124H226ZM252 123V122H251ZM253 123H255V122H253ZM3 123H1L0 125H2ZM104 124V123H103ZM109 124H105L104 126H107L108 127V125ZM164 124V123H163ZM171 124V123H170ZM210 124V123H209ZM214 124H216V121H215V123ZM232 124V127H234L233 126V124H234V122H232L231 123ZM236 124V126L237 125H239V124H237V123H235ZM241 124V123H240ZM243 124V123H242ZM245 124V123H244ZM247 124V123H246ZM8 126H9V124H7ZM168 125V124H167ZM173 125V124H172ZM186 125V124H185ZM198 125H200V124H198ZM201 125H203L202 124V122H201ZM205 125V124H204ZM219 125V124H218ZM226 125H228V124H226ZM226 125H223V126H226ZM259 125V124H258ZM257 125V126H258ZM5 126H6V124H5ZM180 126H181V123H180ZM196 126V125H195ZM214 126V125H213ZM244 127H245V125H243ZM247 126V125H246ZM249 126V125H248ZM1 127V126H0ZM3 127V126H2ZM163 127H165V126H163ZM170 127V126H169ZM169 127H167L166 126V128H169ZM262 127V126H261ZM260 127V128H261ZM5 128H7V127H5ZM188 128V127H187ZM193 128V127H192ZM197 128V127H196ZM205 128V127H204ZM236 128V133H235V136H236V134H237V128L239 129V127H235ZM248 128V127H247ZM249 128H250V126H249ZM1 129H3V128H1ZM85 129H90V130H92V133H93V135L89 138V139H86L85 138ZM194 129V128H193ZM232 129V128H231ZM234 129V128H233ZM262 129H264V128H262ZM261 129V130H262ZM6 130V129H5ZM8 130V129H7ZM7 130H6V132H7ZM108 130H109V128H108ZM181 130V129H180ZM187 130H191V129H187ZM248 130V129H247ZM246 130V131H247ZM256 130V129H255ZM89 131V130H88ZM167 131V130H166ZM196 131V130H195ZM234 131H235V129H234ZM245 131V130H244ZM252 131H254V130H252ZM3 132H4V130H3ZM6 132H4V135H5V133ZM187 132L188 131H186L185 133L187 134ZM191 132V131H190ZM192 132H194V130L192 131ZM213 132V131H212ZM247 132H250V131H247ZM246 132V133H247ZM264 132V131H263ZM263 132H261V133H263ZM91 133V134H92ZM207 133V132H206ZM231 133H233L232 131H231ZM245 132H244V134H246ZM251 133V132H250ZM256 133V132H255ZM258 133V132H257ZM260 133V134H261ZM240 134H241V131H240ZM264 134V133H263ZM175 135V134H174ZM193 135V134H192ZM225 135V134H224ZM243 135V134H242ZM125 136L126 137H128V142L131 144V151H130V154H129V156L127 157L126 155H125V148H124V139H125ZM182 136V135H181ZM186 136H188V134L186 135ZM186 136L184 135V138H186ZM196 136V135H195ZM238 136V135H237ZM247 136V135H246ZM1 137V136H0ZM156 137V136H155ZM171 137V136H170ZM169 137V138H170ZM174 137V136H173ZM194 137V136H193ZM210 137V136H209ZM209 137H208V139H209ZM248 138H246L248 141L250 140L249 139V135L247 136ZM178 138V137H177ZM188 138V137H187ZM186 138V139H187ZM199 138V137H198ZM213 138V137H212ZM238 138H240V136L238 137ZM243 138V137H242ZM241 138V139H242ZM251 138V137H250ZM253 138V137H252ZM256 138V137H255ZM156 139V138H155ZM192 139V138H191ZM200 139V138H199ZM208 139L206 140V142L208 141ZM235 139H237V137L235 138ZM235 139H233V141L235 140ZM245 139V138H244ZM244 139H242V140H244ZM264 139V138H263ZM1 140V139H0ZM173 140V139H172ZM178 140V139H177ZM184 140V139H183ZM193 140V142H194V139H192ZM238 141H239V139H237ZM253 140V139H252ZM255 140V139H254ZM253 140V141H254ZM262 140V139H261ZM162 141V140H161ZM169 141H170V139H169ZM187 141H188V143H189V139H187V140H185V142H184V144H182V147H183V145L184 146H186V144H188L187 143ZM201 141V140H200ZM222 141H224V140H222ZM232 140H231V142H233ZM126 142V141H125ZM166 142H168V141H166ZM173 142H175L174 140H173ZM172 142V143H173ZM192 142V141H191ZM203 142H205V141H203ZM209 142V141H208ZM211 142V144L213 143L212 142V140L210 141ZM218 142V141H217ZM226 142V141H225ZM225 142H223V143H225ZM235 142H237L236 140H235ZM256 142H258L257 140L255 141V143ZM2 143H4V142H1V144ZM150 143V142H149ZM156 143V142H155ZM169 144L171 143V142H168ZM178 143V145L179 144H181V143H179V142H177ZM202 143V142H201ZM215 143H216V141H215ZM221 143V142H220ZM219 143V144H220ZM229 143H230V140H229ZM238 143V142H237ZM237 143H235V144H237ZM246 143V142H245ZM245 143H244V145H245ZM263 143V142H262ZM163 144H165V141H164V143L162 142V145ZM167 144V143H166ZM174 144H176V143H174ZM203 145H204V143H202ZM206 144V143H205ZM208 144V143H207ZM210 144V145H211ZM218 144V143H217ZM218 144V145H219ZM233 144H234V142L232 143V144H230V146L231 147H235V146H233ZM195 145H196V142H195ZM198 145H199V143H198ZM210 145L209 146H206V147H209L210 148ZM213 145H216V144H213ZM217 145V146H218ZM226 145V144H225ZM238 145H239V143H238ZM249 145V144H248ZM151 145H149V147H150ZM153 146V145H152ZM167 146H168V144H167ZM167 146H166V148H167ZM177 146V145H176ZM175 146V147H176ZM188 146H189V144H188ZM191 146V145H190ZM192 146H194V144L192 145ZM204 146V147H205ZM217 146L215 147L214 146V148H216L215 150H217L218 148H217ZM220 146V145H219ZM221 146H222V144H221ZM237 146V145H236ZM261 146H263V144L261 145ZM260 146V147H261ZM1 147H2V145H1ZM146 147H147V145H146ZM162 147V146H161ZM163 147H164V145H163ZM170 147V146H169ZM168 147V148H169ZM171 147H174V146H172L171 145ZM170 147V148H171ZM181 147V148H182ZM195 147V146H194ZM228 147V146H227ZM226 147V148H227ZM151 148V147H150ZM180 147L179 148H177V149H181ZM198 148H201V147H199L198 146ZM221 148V147H220ZM219 148V149H220ZM223 148H224V146H223ZM236 148V147H235ZM239 148V147H238ZM152 149V148H151ZM155 149V148H154ZM184 150H187V149H185V148H183ZM206 149V148H205ZM204 148H202L201 150H205ZM212 149V148H211ZM210 149V150H211ZM217 150V151H215V150H212V151H214V153L215 152H219L220 150ZM228 149H229V147H228ZM231 149V148H230ZM229 149V150H230ZM0 150H2V148L0 149ZM3 150H5V149H3ZM28 151L27 153L28 154H25L24 153V151ZM142 150V149H141ZM144 150V149H143ZM140 151V154H141V152H142V154L144 153V151ZM146 150H148L147 148H146ZM145 150V151H146ZM171 150H173V149H171ZM170 150V151H171ZM176 149L174 148V153L176 152L175 151ZM182 150V149H181ZM188 150H190V149H188ZM200 150V151H201ZM221 150H222V152L224 151V149H222L221 148ZM232 150V149H231ZM237 150V149H236ZM138 151V152H139ZM149 151H150V149L148 150V153H147V155L149 154L150 155V153H149ZM157 151V150H156ZM160 151H162V150H160ZM164 151H165V149H164ZM164 151H162L161 153H163V154H165L164 153ZM169 151V150H168ZM183 151V150H182ZM203 151L202 152H200V153H203ZM227 151V150H226ZM257 151V150H256ZM3 152V151H2ZM7 152H4V153H7ZM154 152V151H153ZM173 152H171L172 154H173ZM190 152V151H189ZM205 153H206V151H204ZM211 152V151H210ZM225 152V151H224ZM237 152V151H236ZM7 153V154H8ZM146 153V152H145ZM145 153L143 154V155H145ZM158 153H160V152H157V154ZM168 153H170V152H168ZM184 153V152H183ZM197 153H199V152H197ZM199 153V154H200ZM209 153V152H208ZM213 153V152H212ZM213 153V154H214ZM220 153V152H219ZM1 154V153H0ZM139 154V155H140ZM141 154V155H142ZM154 154V153H153ZM211 155V156H213L214 157V155L216 154H214V155ZM218 154V153H217ZM223 154V153H222ZM227 154H230V153H227ZM175 155V154H174ZM174 155H172V156H174ZM177 155H178V153H177ZM187 155V154H186ZM204 155V154H203ZM221 155V154H220ZM219 155V156H220ZM7 156V155H6ZM9 156V157H10ZM152 156V155H151ZM158 156V155H157ZM161 156V155H160ZM165 156V155H164ZM172 156H170V157H172ZM176 156V155H175ZM174 156V157H175ZM179 156H180V153H179ZM179 156H177V157H179ZM185 156V155H184ZM184 156H182V157H184ZM197 156H199L198 154H197ZM197 156L195 157L196 159H197ZM218 156V157H219ZM234 156V155H233ZM232 156V157H233ZM245 156V155H244ZM249 156V155H248ZM2 157V156H1ZM146 157V156H145ZM148 157V156H147ZM166 157H168V156H166ZM188 157V156H187ZM187 157H185V158H187ZM204 157V156H203ZM222 157V156H221ZM230 157V156H229ZM153 159H155V156L154 157H152ZM151 158V159H152ZM176 158V157H175ZM184 158V159H185ZM191 158V157H190ZM193 159H194V157H192ZM201 158V157H200ZM210 158V157H209ZM215 158V157H214ZM223 158H225V157H223ZM223 158L222 159H220V158H218V159H220V160H222V162H223ZM8 159V158H7ZM9 159V160H10ZM147 159V158H146ZM165 160H166V158H164ZM201 159H203V158H201ZM206 159H207V157H206ZM205 159V160H206ZM211 159V158H210ZM218 159H215L214 161H217ZM236 159V158H235ZM258 159V158H257ZM256 159V161H259V160H257ZM4 160V159H3ZM6 160V159H5ZM4 160V161H5ZM10 160V161H11ZM157 160V161H156ZM156 163L158 164V163H160L161 161V157H160V160L159 159H157L156 158ZM158 160L160 161V162H158ZM180 161H182L181 160V158L179 159ZM198 160V159H197ZM204 160V161H205ZM213 160V159H212ZM212 160H211V163H212ZM2 161V160H1ZM0 161V162H1ZM150 161V160H149ZM163 161V160H162ZM168 161V160H167ZM171 162L172 161H174V160H170ZM187 161H189V160H187ZM186 161V162H187ZM201 161V160H200ZM219 161V160H218ZM235 161V160H234ZM249 161V160H248ZM250 161H253V160H251L250 159ZM256 161H254L253 163H255ZM141 162H144L143 164H141ZM154 162V161H153ZM179 162V161H178ZM183 163L185 162V161H182ZM194 162H198V161H195V159H194ZM202 163H204L203 161H201ZM226 162V161H225ZM244 162H246L245 161V159H244ZM9 163H11V162H9ZM15 163V162H14ZM15 163V164H16ZM146 163H147V160H146ZM145 163V164H146ZM150 163V162H149ZM148 163V164H149ZM155 163V164H156ZM161 163H164V162H161ZM181 163V162H180ZM179 163V164H180ZM201 163V164H202ZM259 163V162H258ZM1 164V163H0ZM7 164V163H6ZM12 164V163H11ZM151 164V165H150ZM149 165L150 166H152V161H151V163H150ZM168 164V163H167ZM178 164V163H177ZM190 164H191V161H190ZM195 164V163H194ZM194 164H192V165H194ZM206 164V163H205ZM215 164H218V163H216L215 162ZM219 164H220V161H219ZM218 164V165H219ZM227 164V163H226ZM235 164V163H234ZM244 164H246V165H248L247 164V162L246 163H244ZM261 164V163H260ZM3 165H5V164H3ZM149 165L147 166L148 168H149ZM162 165V164H161ZM164 165V164H163ZM169 165V168H170V165H171V163L170 164H168ZM222 165V164H221ZM250 165V164H249ZM249 165H248V167H249ZM263 166H264V164H262ZM15 166H17V164L15 165ZM158 166V165H157ZM179 166V165H178ZM190 167V165H187V167ZM197 166H199L200 167V164L199 165H196V166H194V167H197ZM202 166V165H201ZM208 166V165H207ZM215 166H217V165H215ZM226 166H228V165H226ZM243 167V165H240V167ZM6 168H7V166H5ZM4 167V168H5ZM10 167V166H9ZM13 167V169H14V165L13 166H11V168ZM171 167H172V165H171ZM209 167V166H208ZM211 168L210 169H212V166H210ZM252 166H250L249 168H251ZM255 167V166H254ZM158 168V167H157ZM160 168V167H159ZM163 168H165V167H163L162 166V168L161 169H163ZM166 168H167V166H166ZM179 168V167H178ZM183 168H184V166H183ZM206 168V167H205ZM214 168V167H213ZM218 168V170H219V166L217 167ZM244 168V167H243ZM249 168H247V169H249ZM262 168V167H261ZM152 169H154L153 168V166H152ZM160 169V170H161ZM168 169V168H167ZM175 169H177V168H175ZM174 169V170H175ZM180 169V168H179ZM179 169H178V171H179ZM192 169H194V168H192ZM207 169V168H206ZM215 169V168H214ZM246 169V168H245ZM255 169V168H254ZM6 170V169H5ZM11 170V169H10ZM17 170V169H16ZM149 170V169H148ZM151 170V169H150ZM168 170H172V169H168ZM174 170H172V173H174ZM184 172H183V170L181 169V171L183 172V173H185V175L187 174L186 173V170L188 171L189 170V168H187V169H185L184 168ZM203 170H204V168H203ZM233 170V169H232ZM256 170H259V169H256ZM264 170V169H263ZM18 171V170H17ZM16 171V172H17ZM20 171V170H19ZM154 171V172H153ZM179 172V173H182V172ZM197 171H198V169H197ZM215 171V170H214ZM229 171L231 172V170H230V167H229ZM241 171L242 170H240V173H241ZM248 171L249 170H247L246 172H247V174H244L243 175V177L244 176H246V175H248L249 173H248ZM22 172V171H21ZM189 172V171H188ZM195 171H193V173H194ZM201 172V171H200ZM208 172H211V171H208ZM255 171H253V173H254ZM257 172V171H256ZM256 172H255V175H257L256 174ZM263 172V171H262ZM19 173V172H18ZM179 173L178 172H176V174L178 175V176H180L179 175ZM203 173V172H202ZM213 172H211V173H207V174H212ZM220 173V172H219ZM235 173L237 174V171L236 172H234L233 173V175H235ZM252 173V172H251ZM251 173L249 174V176H251ZM258 173V175H259V172H257ZM264 173V172H263ZM22 174V173H21ZM176 174H174V175H176ZM188 174H190V173H188ZM191 174H192V171H191ZM191 174H190V176H191ZM196 173H194L193 175H195ZM205 174V173H204ZM214 174V173H213ZM212 174V175H213ZM216 174V173H215ZM227 174H228V172H227ZM238 174H239V172H238ZM3 175V174H2ZM212 175H210V176H212ZM217 175V174H216ZM229 175H231V174H229ZM254 175V176H255ZM257 175V176H258ZM22 176V175H21ZM34 176V175H33ZM177 176V177H178ZM181 176H182V178H183V174H181ZM189 176V175H188ZM214 176V175H213ZM212 176V177H213ZM226 176V175H225ZM236 176V175H235ZM238 176V175H237ZM240 177L242 176L241 174L239 175ZM238 176V178H240ZM19 177H20V175H19ZM37 177H39V175L37 176ZM176 177V176H175ZM199 177V176H198ZM210 178V179H213V178ZM220 177V176H219ZM223 177H224V175H223ZM227 177V176H226ZM225 177V178H226ZM243 177H241V178H243ZM256 177V176H255ZM255 177H253V178H255ZM258 177H260V176H258ZM257 177V178H258ZM22 178V177H21ZM25 178V177H24ZM45 178V177H44ZM185 178V177H184ZM183 178V179H184ZM201 178V177H200ZM204 178H206L205 177V175H204ZM215 178V177H214ZM238 178H237V180H238ZM249 178V177H248ZM252 177L250 178L251 180L253 179ZM33 179V178H32ZM37 179V178H36ZM48 179V178H47ZM168 179H171L170 181L168 180ZM178 179V178H177ZM186 179H188L187 177H186ZM203 179V178H202ZM226 179H228V178H226ZM235 179H236V177H235ZM6 180V179H5ZM12 180V179H11ZM14 180V179H13ZM20 180H23V179H18V182L20 181ZM27 180V179H26ZM34 180V179H33ZM185 180V179H184ZM243 180H245V179H243ZM256 180V179H255ZM255 180H254V182H255ZM205 181H207V180H205ZM204 181V183H206ZM232 181H235L236 182V180H232ZM232 181L230 180L229 181V183L231 184L232 183ZM246 181V180H245ZM247 181H250V180H247ZM258 181V180H257ZM15 183H16V181H14ZM17 182V184L19 185L20 184V182L18 183ZM29 182H32L33 183V181H29ZM45 182V181H44ZM44 182H42V183H44ZM211 182H213L214 183V181H211ZM252 182V181H251ZM254 182H252L253 184H257V182L256 183H254ZM202 183H203V181H202ZM203 183V184H204ZM217 183V182H216ZM216 183H214V185H216ZM221 183L224 185L225 184V182L223 183L222 181H221ZM226 183H228V182H226ZM234 183V182H233ZM237 183V182H236ZM248 183V182H247ZM250 183V182H249ZM248 183V184H249ZM17 184H15L14 186L12 185V187H15ZM25 184H27V183H25ZM31 184V183H30ZM30 184H29V186L28 187H30ZM35 184V183H34ZM34 184H31L32 186L34 185ZM37 184H39V183H37ZM47 184V186L48 185H50L49 184V182L48 183H46ZM202 184V185H203ZM207 184V183H206ZM247 184V185H248ZM260 184V183H259ZM258 184V185H259ZM263 184V183H262ZM262 184H260V185H262ZM21 185H23V184H21ZM20 185V186H21ZM43 185V184H42ZM209 185H210V183H209ZM226 185H228V184H226ZM236 185V184H235ZM234 185V186H235ZM242 185V184H241ZM244 185H245V183H244ZM2 185H0V187H1ZM4 186V185H3ZM3 186H2V189H3ZM7 186H9V185H7ZM27 186H24V187H26L25 189H27L28 187ZM185 186V185H184ZM219 186V185H218ZM218 186H216V187H218ZM225 186V185H224ZM234 186H232V188L234 187ZM237 186H239V185H237ZM252 186H254V185H252ZM4 187H6V185L4 186ZM10 187L11 186H9V189H10ZM35 187V186H34ZM34 187H33V189H34ZM44 187V186H43ZM42 187V188H43ZM107 187V190L108 191H106V190H104V191H106L107 192V197H106V193L103 191V188H106ZM181 188H183V185H181L180 186ZM188 187V186H187ZM259 186H257V189L259 190V188H258ZM15 188H17L18 189V187H15ZM21 188V187H20ZM30 188H32V187H30ZM37 190H38V188L37 187H35ZM45 188V187H44ZM61 188V189H62ZM203 188H205V187H203ZM206 188H209V186H207L206 185ZM215 188V187H214ZM226 187H224V189H225ZM229 188V187H228ZM234 188H237V187H234ZM233 188V189H234ZM248 188V187H247ZM6 189V188H5ZM13 188H11V190H12ZM22 189H23V186H22ZM29 189V188H28ZM50 189V190H51ZM59 189V188H58ZM67 189V188H66ZM189 189V188H188ZM215 189H217V188H215ZM241 190H242V188H240ZM261 190H263L262 188H260ZM14 190V189H13ZM30 190H32V189H30ZM40 190V189H39ZM49 190V191H50ZM70 190H72V189H70ZM69 190V191H70ZM181 190V189H180ZM211 190V189H210ZM229 190H231V189H229ZM229 190L227 191V193L228 194H233V193H229ZM250 190H251V188H250ZM253 190V189H252ZM3 191V190H2ZM6 191V190H5ZM64 191V190H63ZM62 190H61V192H63ZM67 191V190H66ZM74 192H75V190H73ZM202 191V190H201ZM221 191H222V187H221ZM239 191V190H238ZM249 191V190H248ZM254 192L256 191V190H253ZM253 191H251V193L253 192ZM260 191V190H259ZM259 191H258V193H259ZM8 192V191H7ZM10 192V191H9ZM15 192V191H14ZM24 192V191H23ZM26 192V191H25ZM32 192L33 191H31V194H32ZM34 192H35V190H34ZM33 192V193H34ZM48 192V191H47ZM53 192H55V191H53ZM58 192V190L55 192V193H57ZM87 192V193H88ZM179 192V191H178ZM177 192V193H178ZM205 192V191H204ZM219 192H220V188H219ZM230 192H233V191H230ZM263 192V191H262ZM1 193V192H0ZM16 193H17V191H16ZM21 193V192H20ZM41 193H43V192H41ZM54 193V194H55ZM70 193H72V191L70 192ZM187 193V192H186ZM206 193V192H205ZM212 193V192H211ZM214 193V195H215V191L213 192ZM224 193V192H223ZM226 193V195L228 196V194ZM257 193V191H256V193H255V197L257 196L256 194H258ZM10 194V193H9ZM9 194H7L6 193V196L7 195H9ZM12 194V193H11ZM23 194V193H22ZM28 195L27 196H29V192L27 193ZM43 194H45V193H43ZM63 194H64V192H63ZM85 194V193H84ZM91 194V193H90ZM92 194H94V193H92ZM91 194V195H92ZM95 194H97V193H95ZM179 194V193H178ZM207 194H208V192H207ZM217 194H218V190H217ZM236 194V193H235ZM238 194V193H237ZM252 194H254V193H252ZM15 195V194H14ZM17 195H19V194H17ZM40 195V194H39ZM52 195H53V193H52ZM51 193L50 192H48V193H46V195H44V197H42V198H44V199H50V198H52L51 196ZM61 195V194H60ZM59 195V196H60ZM72 195V194H71ZM172 195V196H171ZM187 195V194H186ZM186 195H185V197H186ZM199 195V194H198ZM211 195V194H210ZM214 195H212V197L214 198ZM230 195L228 196V198L230 197ZM234 195V194H233ZM239 195V194H238ZM1 196V195H0ZM3 196V195H2ZM10 196V195H9ZM22 196V195H21ZM24 196L25 195H23V198H24ZM36 196H38V195H35V197H33V198H36ZM63 196V195H62ZM68 196V195H67ZM75 196V195H74ZM97 196V195H96ZM178 196V195H177ZM180 196H183L182 194H180ZM219 196V195H218ZM224 196V195H223ZM226 196V197H227ZM241 196V195H240ZM258 196L260 197V195L258 194ZM8 197V196H7ZM15 197L17 198V196L15 195ZM32 198V196H29L28 198ZM69 197V196H68ZM81 197H82V195H81ZM83 197H85V196H83ZM89 197V196H88ZM91 197V196H90ZM179 197V196H178ZM178 197H175L174 196V198L177 200V198ZM200 197V196H199ZM198 197V198H199ZM207 197H209V195H207ZM206 197V198H207ZM211 197V196H210ZM209 197V198H210ZM261 197H263L262 195H261ZM6 198V197H5ZM9 198V197H8ZM20 198V197H19ZM59 198L60 197H58L57 199L59 200ZM79 199H80V197H78ZM173 198V197H172ZM173 198V199H174ZM180 198V197H179ZM187 198V197H186ZM190 198V197H189ZM197 198V199H198ZM206 198H204L203 197V199H206ZM223 198V197H222ZM233 198L235 199V197H231V199L233 200ZM243 198L244 197H242V200H240L241 201V203H242V201H243ZM246 198V197H245ZM245 198H244V200H245ZM251 198H252V196H251ZM257 198V197H256ZM20 199H22V198H20ZM25 199V198H24ZM69 199V198H68ZM167 199V200H166ZM168 200V201H171V200ZM184 199V198H183ZM202 199V198H201ZM202 199V200H203ZM211 199V198H210ZM216 199H218V198H216ZM248 199V198H247ZM250 199V198H249ZM248 199V200H249ZM255 199V198H254ZM39 200H43V199H39ZM71 200H73V199H71ZM76 200V199H75ZM175 200V201H176ZM193 200V199H192ZM199 200V199H198ZM224 200V199H223ZM238 200V199H237ZM252 200H253V198H252ZM257 200V199H256ZM255 200V202L257 203L258 201H256ZM263 200V199H262ZM14 201V199L12 200V199H8V200H4V203L6 204V206L8 207V209L10 210V211H12L13 212V210H12V205L15 203H12ZM24 201V200H23ZM27 201V200H26ZM29 201V200H28ZM31 201H35V199H32ZM46 201V200H45ZM44 201V202H45ZM49 201V200H48ZM54 201H55V199H54ZM57 201V200H56ZM67 201V200H66ZM69 202H70V200H68ZM173 201V200H172ZM180 201V203L181 202H183V200L181 201V200H179L178 199V202ZM212 201V200H211ZM214 201V200H213ZM216 201V200H215ZM249 201H251V200H249ZM248 201V202H249ZM17 202V201H16ZM36 202V201H35ZM41 202H43V201H41ZM61 202V201H60ZM187 202V201H186ZM185 202V203H186ZM189 202V201H188ZM200 202V201H199ZM231 202V201H230ZM233 202V201H232ZM235 202V201H234ZM245 202V201H244ZM260 202V201H259ZM258 202V203H259ZM22 203V201H20V203H18V204H21ZM24 203V202H23ZM26 203V202H25ZM24 203V204H25ZM36 203H38V202H36ZM49 203V202H48ZM48 203H46V204H48ZM52 202H50V204H51ZM62 203V202H61ZM71 203V202H70ZM69 203V204H70ZM78 203H79V200H78ZM184 203V202H183ZM194 203L195 202H193V204H191V201H190V204H191V206H193L194 205ZM206 203V202H205ZM215 203H217L218 204V202H215ZM245 203H247V201L245 202ZM262 203V202H261ZM4 204V205H5ZM24 204H21V205H24ZM44 204V203H43ZM58 204V203H57ZM67 204V203H66ZM75 204V203H74ZM80 204V203H79ZM186 204H188V203H186ZM189 204V205H190ZM199 204V203H198ZM201 204V203H200ZM209 204V203H208ZM210 204H212L211 202H210ZM235 204V203H234ZM263 204V203H262ZM16 205V204H15ZM15 205H13V207L15 206ZM26 205V204H25ZM30 206H31V203L29 204ZM38 205V204H37ZM40 205V204H39ZM42 205V204H41ZM52 205V204H51ZM64 205V204H63ZM68 205V204H67ZM82 205H83V203H82ZM81 205V206H82ZM167 205H170L169 207L167 206ZM174 205L175 204H173V207H174ZM184 205V204H183ZM189 205H187V206H189ZM228 205V204H227ZM243 205H244V203H243ZM249 205H250V203H249ZM258 205V204H257ZM261 205V204H260ZM16 206H18V205H16ZM49 206V205H48ZM53 206V205H52ZM80 206V205H79ZM78 206V207H79ZM190 206V207H191ZM202 206V205H201ZM212 206V205H211ZM229 206L230 207H234V210H236L237 211V209H235V206H233V204H232V206L229 204ZM32 207V206H31ZM31 207H29V208H31ZM34 207H35V204H34ZM34 207H33V210H34ZM37 207H40V206H36V208ZM56 207V206H55ZM54 207V208H55ZM62 207V206H61ZM64 207V206H63ZM65 207H67V206H65ZM64 207V208H65ZM71 207H72V205H71ZM203 207V206H202ZM206 207V206H205ZM223 207H225L224 206V204H223ZM222 207V208H223ZM238 207H239V205H238ZM249 207V206H248ZM250 207H251V205H250ZM250 207L248 208L249 210H251L250 209ZM253 207H255L256 208V205H254ZM2 208V207H1ZM15 208V207H14ZM21 208V207H20ZM28 208V207H27ZM26 208V209H27ZM43 207H41L40 209H42ZM45 208V212H46V210L48 209L49 210V208H47V207H44ZM53 208V209H54ZM57 209H58V207H56ZM55 208V209H56ZM188 207H186L185 208V210H187V211H189L188 209H187ZM193 207H191V209L190 210H194V212L196 211V212H198V209L196 208V204H195V207L194 208H196V209H192ZM198 208H200V206L198 207ZM213 208V207H212ZM244 208H246V205H245V207ZM252 208V207H251ZM254 208V209H255ZM4 209V208H3ZM3 209H0V210H2V214H4L3 213ZM17 210H18V208H16ZM24 209V207H22V209H20V210H18V211H20V213H21V210H23ZM32 209V208H31ZM39 209V208H38ZM37 209V210H38ZM50 209H52V208H50ZM52 209V210H53ZM63 209V208H62ZM76 209V208H75ZM79 209H80V207H79ZM82 209V208H81ZM80 209V210H81ZM171 209H174V211L177 209V207H175V208H172L171 207ZM242 209H243V207H242ZM263 209V208H262ZM6 210H7V208H6ZM28 210V209H27ZM36 210V211H37ZM44 210V209H43ZM51 210V211H52ZM77 210V209H76ZM91 210V209H90ZM205 210V209H204ZM214 210H216V209H214ZM219 210V209H218ZM218 210H216V211H218ZM233 210V209H232ZM258 210V209H257ZM16 211V210H15ZM26 211V210H25ZM29 211V210H28ZM35 211V210H34ZM51 211H49V212H51ZM63 211V210H62ZM61 211V212H62ZM173 211V212H174ZM191 211V212H192ZM206 211H204V212H206ZM222 211V210H221ZM243 211V210H242ZM245 211H247V210H245ZM252 211H254V210H251V212ZM39 213H41V211L39 210L38 211ZM56 212H57V210H56ZM59 212V211H58ZM70 212H71V210H70ZM81 212H82V210H81ZM84 212V211H83ZM88 212H86V213H88ZM177 212V211H176ZM194 213V214H197V213ZM203 212V213H204ZM213 212V211H212ZM234 212V211H233ZM239 212V211H238ZM263 212V211H262ZM16 213V212H15ZM39 213H38V216H40L39 215ZM53 213H55V210H54V212ZM52 213V214H53ZM69 213V212H68ZM72 213V212H71ZM187 213V212H186ZM189 213V212H188ZM193 213V212H192ZM192 213L190 214H186V215H192ZM200 213V212H199ZM201 213H202V211H201ZM220 213V212H219ZM223 213H224V211H223ZM240 213V212H239ZM242 213V212H241ZM244 213V212H243ZM246 213H249V212H246ZM245 213V214H246ZM264 213V212H263ZM1 214V215H2ZM5 214H7L6 212H5ZM18 213H16L15 215H13V213H12V215H11V218L10 219H7L6 221H5V218L3 219V221H0V264H39V255L41 254V252H42V250L44 249V248H46V247H44L43 245H45V244H42L41 242H39V239H42V238H39V237H37V230H36V228H27V226H24V223L23 222H27L28 223V225H30V224H32V223H30L29 224V222H31V221H21L20 219H18L17 218V215ZM23 215H24V213H22ZM59 214V216H56L57 218L58 217H61V215L62 214H65V213H58ZM236 214V213H235ZM258 214V213H257ZM21 215V214H20ZM22 215V217H24ZM50 215V214H49ZM81 215H82V213H81ZM80 215V216H81ZM87 214H85L84 213V216H86ZM92 215H95V216H93L92 217ZM178 215V214H177ZM185 215V216H186ZM202 215V214H201ZM226 215V214H225ZM224 214H223V216H225ZM242 216H243V214H241ZM247 215V214H246ZM33 216H34V214H33ZM66 216H68V215H66ZM72 216V215H71ZM73 216H75L74 215V213H73ZM84 216H82V217H84ZM127 216V217H128ZM179 216V215H178ZM197 216V215H196ZM199 216H200V214H199ZM204 216V215H203ZM216 215L214 214V217H215ZM219 216V215H218ZM220 216H222L221 214H220ZM219 216V217H220ZM245 216V215H244ZM243 216V217H244ZM253 216H254V213H253ZM257 216V215H256ZM4 217H5V215H4ZM37 216L35 215V218H36ZM41 217V216H40ZM43 217H45V216H43ZM48 217V216H47ZM55 217V216H54ZM76 217V216H75ZM81 217V218H82ZM191 217H193V216H191ZM213 216H211V218H214ZM235 217H236V215H235ZM234 217V218H235ZM247 217V216H246ZM32 218V217H31ZM56 218V219H57ZM64 218V217H63ZM62 218V220H64ZM74 218V217H73ZM81 218H79L81 221H83ZM96 218V219H97ZM126 218V217H125ZM185 218V217H184ZM189 217L187 216L186 217V221H187V219H188ZM196 218V217H195ZM210 218V219H211ZM217 218V217H216ZM228 218V220H229V217H227ZM226 218V219H227ZM237 218L239 219V217L237 216ZM248 218V217H247ZM255 218V217H254ZM257 218V217H256ZM51 219V218H50ZM55 219V220H56ZM77 220H78V218H76ZM127 219V218H126ZM190 219V218H189ZM202 219H203V217H202ZM220 219H222V218H218V220H220ZM232 219H233V217H232ZM243 219H246V218H243ZM27 220V219H26ZM41 220H43V218L41 219ZM44 220H46L47 221V219L45 218ZM52 220V219H51ZM54 220V219H53ZM66 220V219H65ZM74 220H75V218H74ZM84 220V221H85ZM128 220H129V217H128ZM192 220H194V218L192 219ZM196 220H200V218L198 219V217L196 218ZM213 219H211V221H212ZM218 220H215L216 222L218 221ZM223 220V219H222ZM248 220V219H247ZM246 220V221H247ZM252 220V219H251ZM250 220V221H251ZM33 221H36V219L35 220H33ZM32 221V222H33ZM38 221V220H37ZM45 221V224L47 223ZM58 221V220H57ZM57 221H55V222H57ZM60 221H61V219H60ZM59 221V222H60ZM83 221V222H84ZM88 221V220H87ZM86 221V222H87ZM94 221H97V220H95L94 219ZM188 221H190V220H188ZM201 221V220H200ZM211 221H208V222H211ZM237 221V220H236ZM253 221V220H252ZM258 221V220H257ZM59 222H58V225L61 227V225H63V224H59ZM131 222V223H132ZM190 222H192V221H190ZM195 222V221H194ZM193 222V223H194ZM199 222V221H198ZM221 222V221H220ZM220 222H218V223H220ZM222 222H224V221H222ZM228 222V221H227ZM239 222V221H238ZM249 222V220L247 221V223ZM264 222V221H263ZM42 223H43V221H42ZM54 223V222H53ZM60 223H64V222H60ZM65 223H66V225L68 226L69 224V222H66L65 221ZM78 223H81V222H78ZM89 223V222H88ZM130 223V222H129ZM196 223V222H195ZM226 223V222H225ZM234 223H235V220H234ZM233 223V224H234ZM241 223V222H240ZM240 223H238V225L240 224ZM243 223V222H242ZM38 224H39V222H38ZM48 225H49V223H47ZM71 224V223H70ZM82 224V223H81ZM84 224H85V222H84ZM83 224V225H84ZM145 224V225H146ZM196 224H198V223H196ZM220 224H222V223H220ZM227 224V223H226ZM229 224V223H228ZM232 224V223H231ZM245 224V223H244ZM249 224H251V222L250 223H248V226H249ZM27 225V224H26ZM41 225V224H40ZM39 225V226H40ZM47 225V226H48ZM66 225H64L65 226V228H66ZM97 225H98V223H97ZM99 225H100V223H99ZM98 225V226H99ZM134 225V224H133ZM210 225V227H212V226H214V225H211V223L210 224H208V226ZM225 225V224H224ZM224 225H222V226H224ZM235 226H237L236 225V223L234 224ZM241 225V224H240ZM45 226V225H44ZM57 226V225H56ZM71 226H74V225H70V227ZM82 225H80V227H81ZM90 226V225H89ZM88 224L85 226L86 228H87V230H89L88 232H91V229H89L88 227ZM96 226V225H95ZM95 226L93 225V227L95 228ZM135 226V225H134ZM140 226H141V224H140ZM151 226V227H152ZM202 228H201V227ZM226 226V225H225ZM230 225H228L227 227H229ZM232 226V225H231ZM234 226V228H238V227H235ZM259 226V225H258ZM29 227V226H28ZM33 227V226H32ZM38 227V226H37ZM63 227V226H62ZM61 227V228H62ZM75 227V226H74ZM73 227V228H74ZM78 228H79V226H77ZM102 227V226H101ZM109 227H107V228H109ZM138 228H139V225L137 226ZM145 227V226H144ZM143 227V228H144ZM207 227V226H206ZM246 227H247V225H246ZM257 227V225L255 226V228ZM25 228H27V229H25ZM59 228V227H58ZM61 228H59V230L61 229ZM72 228V227H71ZM72 228V229H73ZM78 228H76L75 227V229H78ZM84 228V227H83ZM82 228V229H83ZM93 228V229H94ZM98 228V227H97ZM106 228V229H107ZM129 228V227H128ZM130 228H131V225H130ZM135 228V227H134ZM133 228V229H134ZM153 228V227H152ZM219 228V227H218ZM222 228V231H223V227H221ZM220 228V229H221ZM231 228V227H230ZM240 228V227H239ZM254 228V229H255ZM258 228V227H257ZM67 229H68V227H67ZM74 229V230H75ZM93 229H92V232H94L93 231ZM145 229V228H144ZM207 230H208V232L210 231L209 229H208V227L206 228ZM211 229V231L209 232V233H211L212 232V229L214 230L215 228H210ZM233 229V228H232ZM247 229V228H246ZM250 229V228H249ZM42 230V229H41ZM96 230V229H95ZM98 230H99V228H98ZM102 230V229H101ZM104 230V229H103ZM110 232H111V229H108ZM108 230H106V231H108ZM115 230V229H114ZM130 230V229H129ZM129 230H128V232H129ZM151 230H153V229H151ZM215 230H217V229H215ZM214 230V231H215ZM224 230H226V229H224ZM227 230H229V228L227 229ZM236 230V229H235ZM251 230V229H250ZM61 231H62V229H61ZM82 231H84V230H81V231H76L75 233L76 234H80L81 235V233H83ZM105 231V232H106ZM113 231V230H112ZM116 231V230H115ZM115 231H113L114 233H115ZM119 231V230H118ZM123 231V230H122ZM125 231V230H124ZM123 231V232H124ZM133 231V230H132ZM147 231L148 230H146V232L145 233H147ZM150 231V230H149ZM154 231H153V233H154ZM221 231V232H222ZM230 231V232H229ZM227 233H231V230H229ZM232 231H234V230H232ZM246 231V230H245ZM245 231H244V233H245ZM55 232V231H54ZM58 232V231H57ZM109 232V233H110ZM121 232V231H120ZM131 232V231H130ZM138 232H139V230H138ZM140 232H141V230H140ZM142 232H143V230H142ZM143 232V234H145ZM203 232V233H202ZM216 232V231H215ZM214 232V233H215ZM220 231H219V233H221ZM250 232V234H251V231H249L248 230V233ZM53 233V232H52ZM56 233V232H55ZM86 233H87V231H86ZM97 233V232H96ZM96 233H93L94 234V236H98V235H95ZM117 233V237L115 238V239H117L118 238V232H116ZM126 234H128L127 232H125ZM135 232L133 231V234H134ZM149 233H151V231L149 232ZM155 233H154V235H155ZM205 233V234H204ZM213 233V232H212ZM218 232H217V234H219ZM238 234V232H234V235L233 236H235L236 237V235L235 234ZM243 233V232H242ZM247 233V232H246ZM246 233H245V235H246ZM257 233V232H256ZM51 234V233H50ZM65 234V233H64ZM68 234V233H67ZM88 234H90V233H88ZM87 234V235H88ZM107 234V233H106ZM131 234V233H130ZM129 234V235H130ZM133 234H131V235H133ZM143 234H141L142 236H145V235H143ZM158 234H160V235H158ZM202 234L204 235V236H202ZM217 234H214L213 235V238H214V236L216 237V235ZM249 234V235H250ZM253 234V233H252ZM251 234V235H252ZM263 234V233H262ZM53 235V234H52ZM83 235V234H82ZM85 235V234H84ZM107 235H109V234H107ZM123 235V234H122ZM139 235H140V233H139ZM152 235V234H151ZM155 235V236H156ZM229 235V234H228ZM238 235H240V234H238ZM244 235V236H245ZM249 235L247 234V236L249 237ZM258 235V234H257ZM260 235V234H259ZM63 236V235H62ZM72 236H75V235H72ZM94 236H93V238H94ZM121 236V235H120ZM156 236V237H157ZM218 236V235H217ZM219 236H220V234H219ZM221 236H224V234H222ZM240 236H242V234L240 235ZM43 237V236H42ZM50 237H51V235H50ZM76 237V236H75ZM73 238V241H74V239H76V238ZM79 237V236H78ZM87 237V236H86ZM108 239H109V236H106ZM131 237V236H130ZM134 237H136L135 235H134ZM145 237H148L147 239H150L151 238V236H150V238H149V235H147V236H145ZM203 237H204V239H203ZM226 237V236H225ZM228 237V236H227ZM229 237L231 238V236L229 235ZM228 237V239H230ZM251 237V236H250ZM250 237L248 238V240L250 239ZM53 238V237H52ZM52 238H51V240H52ZM63 238V237H62ZM83 238V237H82ZM96 238V237H95ZM97 238H99V237H97ZM126 238V237H125ZM153 238L155 239V237L153 236ZM158 238H160V237H158ZM157 238V239H158ZM195 238H197L199 241H200V245L199 246H202V248L201 247H199L198 246V248H200V249H197V246H194V245H196V244H194L193 245V243H194V241H193V243H192V240H194ZM237 238V237H236ZM239 238V237H238ZM242 239H243V237H241ZM241 238H239L238 239V242H239V244L241 245L242 243L239 241V240H241L242 241V239ZM255 239H256V236L254 237ZM253 238V239H254ZM67 239H68V237H67ZM91 239H92V235H91ZM100 239V238H99ZM143 239V238H142ZM142 239H139L138 238V240L140 241V242H142ZM146 241H147V239L146 238H144ZM161 240H162V238H160ZM196 239V240H197ZM215 239V238H214ZM219 239V238H218ZM218 239L216 238L215 240L216 241H218ZM228 239H226V240H228ZM245 239H247L246 237H245ZM252 239V240H253ZM262 239V238H261ZM43 240V239H42ZM46 240V239H45ZM54 240V239H53ZM52 240V241H53ZM78 240L79 241H83V240H80L79 238H78ZM93 241H91L93 244H94V239H92ZM102 240V239H101ZM103 240H105V239H103ZM102 240V241H103ZM198 240L197 241H195V243L196 242H198ZM201 240H206V243L204 242V241H201ZM210 240V239H209ZM213 240V239H212ZM236 240V239H235ZM256 240H259V238L258 239H256ZM47 241V240H46ZM68 241H70V242H72L71 241V239H69ZM78 241V242H79ZM85 241V244L84 245H86V241L87 240H84ZM97 240H95V242H96ZM100 240H98L97 241V245L99 244L98 242H99ZM106 241V240H105ZM104 241V242H105ZM150 241V240H149ZM151 241H152V239H151ZM160 241V240H159ZM164 241V240H163ZM171 242H172V240H170ZM225 241V240H224ZM234 241V240H233ZM244 241V240H243ZM251 241V240H250ZM250 241H247V242H250ZM255 241V240H254ZM254 241H253V243H254ZM262 241V240H261ZM261 241H260V243H261ZM70 242H68V244L70 243ZM77 241H74V243L76 244L75 245V248L77 249L79 246V244H80V242L79 243H76ZM88 242V241H87ZM116 242V241H115ZM143 242H144V240H143ZM153 242V241H152ZM156 242V241H155ZM174 242V241H173ZM185 242V241H184ZM202 242H204V243H202ZM226 243H229V241H225ZM246 241H245V243L243 244L244 246L246 245L247 246V243ZM252 242V241H251ZM44 243V242H43ZM73 243V244H74ZM84 243V242H83ZM82 243V244H83ZM102 243L103 242H101V245H102ZM106 243V242H105ZM105 243H103V245H105ZM145 244L144 245H146V243L147 242H144ZM154 243V242H153ZM162 242H160V244H161ZM165 243H166V241H165ZM169 243V242H168ZM201 243H202V245H201ZM218 242H216V244H217ZM220 243V242H219ZM226 243H225V245H226ZM231 243H233L234 244V242H231ZM252 243V244H253ZM116 244V243H115ZM118 244H120V243H118ZM149 244V243H148ZM154 244H157V243H154ZM167 244V243H166ZM174 243H172V245H173ZM210 244V243H209ZM215 243H213V245H214ZM221 245L223 244V246H225L224 245V243H220ZM230 244V243H229ZM249 244H251V243H249ZM248 244V245H249ZM262 244V243H261ZM47 245V244H46ZM62 245H65V244H62ZM96 245V243H95V247L94 248H96V247H99V246H97ZM107 245V244H106ZM129 245H131V244H129ZM134 245V244H133ZM171 245V244H170ZM211 246H212V242H211V244H210ZM218 245V247H219V244H217ZM220 245V246H221ZM228 245V244H227ZM234 245H237V244H234ZM243 245H241V246H243ZM263 245V244H262ZM78 246V247H77ZM93 246V245H92ZM154 246V245H153ZM157 246H158V244H157ZM162 246V245H161ZM214 246H216V245H214ZM230 247H231V245H229ZM264 246V245H263ZM262 246V247H263ZM47 247H48V245H47ZM51 247V246H50ZM63 247V246H62ZM69 247H70V245H69ZM115 247V246H114ZM117 247V246H116ZM119 247V246H118ZM125 247V246H124ZM156 247V246H155ZM208 247H209V245L208 246H206V248L208 249ZM213 247V246H212ZM217 247V246H216ZM240 247V246H239ZM239 247H237V248H239ZM252 247V246H251ZM250 247V248H251ZM49 248V247H48ZM52 248V247H51ZM93 248V247H92ZM110 248V247H109ZM121 248H123V247H120V249ZM166 248V247H165ZM170 248V247H169ZM205 248V247H204ZM223 248V247H222ZM233 248H236V246L235 247H232L231 248V250H233ZM244 248V247H243ZM248 248H249V246H248ZM259 247H255V249L256 250H246L247 252H248V254L250 255V264H256V262H259V263H261V264H264V249L263 248H261V249H258ZM72 249H73V247H72ZM97 249V248H96ZM98 249H100V247L98 248ZM97 249V250H98ZM102 249H103V247H102ZM101 249V250H102ZM115 249H118V248H115ZM157 249V248H156ZM171 249V248H170ZM206 249V250H207ZM209 249H210V253H211V249L212 248H210L209 247ZM216 248L214 247V250H215ZM226 249V248H225ZM225 249H224V251H225ZM230 249V248H229ZM55 250V249H54ZM70 250H71V248H70ZM105 250H107V249H103L102 251H100L99 253H98V255H96V253H95V255H93L92 254V252L90 251V249H89V247H87V246H85L84 247V249L82 250V252L81 251H79L81 254H82V256H83V262L81 263V264H114V262H113V260H111V258L110 257H107L106 255H104L105 253H106V251ZM109 250H111V249H109ZM125 250V249H124ZM213 250V251H214ZM227 250H228V247H227ZM236 250V249H235ZM241 250V249H240ZM239 249L237 250V253H238V251H240ZM44 251H45V249H44ZM49 251H50V249H49ZM67 251H69V250H67ZM74 251H76V250H74ZM96 251V250H95ZM103 251H105V252H103ZM131 251V250H130ZM197 251H199V252H197ZM203 251V250H202ZM223 251V252H224ZM204 252V251H203ZM206 252V251H205ZM204 252V253H205ZM218 252V251H217ZM226 252H228V251H226ZM225 252V253H226ZM233 252V251H232ZM243 252H244V249H243ZM56 253V252H55ZM54 253V255H57V254H55ZM74 253V252H73ZM76 253V252H75ZM114 252H112V255H114L113 254ZM121 253V252H120ZM125 253V252H124ZM128 253V252H127ZM127 253H125L126 255H128ZM210 253H208V254H210ZM213 253V255L214 256H217V255H215L214 253H215V251L214 252H212ZM212 253H211V255H212ZM229 253V252H228ZM245 253V252H244ZM44 254V253H43ZM46 254V253H45ZM65 254V253H64ZM68 254H70V252H68ZM77 254V253H76ZM115 254H116V252H115ZM122 254V253H121ZM121 254H120V256H121ZM171 254H173V253H171ZM206 254V253H205ZM208 254H206V255H208ZM240 254V253H239ZM248 254H247V256H248ZM51 255H52V253H51ZM78 255V254H77ZM111 254L109 255V256H112ZM122 255H124V254H122ZM131 255V254H130ZM206 255H202V256H204L205 257V259H207L208 258V261L209 260H211L212 259V257H211V259H209V256H207V258H206ZM240 255H242L243 256V254H240ZM47 256V255H46ZM45 256V257H46ZM59 256V255H58ZM58 256L56 257V258H58ZM152 256V255H151ZM172 256V255H171ZM201 256V255H200ZM202 256H201V258H202ZM224 256V255H223ZM236 256V255H235ZM42 257H43V255H42ZM52 257H53V255H52ZM61 257V256H60ZM78 257L79 256H77V259H78ZM112 257H114V256H112ZM126 257H128V256H126ZM174 257H176V256H174ZM218 257V256H217ZM216 257V258H217ZM220 257H221V254H220ZM232 257V258H231ZM230 258L231 259H233V256H231ZM62 258V257H61ZM123 258H125V256L123 257L122 256V260L121 261H125L126 260V258H125V260L123 259ZM128 258H132V255H131V257H128ZM141 258V257H140ZM235 258V257H234ZM238 258H239V256H238ZM42 259V258H41ZM40 259V260H41ZM47 259V258H46ZM76 259V260H77ZM135 259V258H134ZM155 259H157L161 264H171L173 261L172 260H169V258L168 259H166V257H155ZM173 259V258H172ZM219 259V258H218ZM241 259V258H240ZM44 260V259H43ZM43 260H42V263H43ZM48 260V259H47ZM63 260H64V258H63ZM156 260V261H157ZM174 260V259H173ZM242 260V259H241ZM62 261V260H61ZM65 261V260H64ZM78 261V260H77ZM118 261V263H119V260H117ZM206 261V260H205ZM228 261H230V260H228ZM53 262V261H52ZM59 262H60V259H59ZM207 262V261H206ZM232 262V261H231ZM242 262V261H241ZM245 262H247V261H245ZM217 263H218V261H217ZM226 263V262H225ZM67 264V263H66ZM116 264V263H115ZM129 264H130V262H129ZM174 264V263H173ZM220 264V263H219ZM230 264V263H229ZM233 264V263H232ZM247 264H248V262H247ZM258 264V263H257Z\"/></svg>",
    "mask_w": 264,
    "mask_h": 264
}]
</instances>
